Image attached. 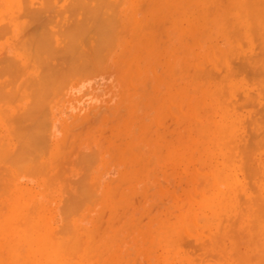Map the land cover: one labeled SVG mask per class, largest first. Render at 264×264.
<instances>
[{
  "label": "rangeland",
  "instance_id": "rangeland-1",
  "mask_svg": "<svg viewBox=\"0 0 264 264\" xmlns=\"http://www.w3.org/2000/svg\"><path fill=\"white\" fill-rule=\"evenodd\" d=\"M57 1L56 0H51V2L49 1V3H52V5H53L51 8L54 10V12L57 10V12H55V14H54L53 10L50 7L49 8L51 10L49 8H46V9H49L48 12L43 11L44 10L43 4L45 2H43L42 0H27L25 2L26 4L23 2L24 5H23L21 0H0V25L3 26V27H1L2 29L6 25L5 30H2L0 28L1 29L0 30V33H1L0 37H2V35L4 34L3 37L0 39V59L3 60L1 62V64L2 65L4 64L2 67L0 66V74H2V77H0V86L2 87L4 85V83L5 84L9 83L8 86H6L7 84L4 85V87H3L4 89H2V90H4V92H6L8 94H10L9 93L10 91H11V93L13 91V94L14 93L17 94V96H15V94L14 95L12 94V97L10 94L7 97L8 94L5 93L6 94V96H4L5 98H3V97L0 98V101H1L0 102V105H1L0 106V143L2 142L1 144H3L4 137H6L4 140V145L7 144L9 147V148L7 146L4 147V148L7 147V149H9L8 150L9 152L7 151V149L5 150L3 147H2L3 149H1V147H0L1 152H3L2 150L5 151V153H3V154H1V152H0V156H1L0 160H2V161H0V167H1L0 173L5 175V176L0 175L1 176L0 185L4 187L3 188L0 186V190L2 188H3L2 189L3 191L9 189V191H6V192L4 191L6 193V195H4V192H3V194L1 193L2 190L0 191V193H1V195H0V201L1 202L0 203L5 204V206L8 208V206H9L8 205V200H9L8 198L11 197V191H12V193L14 191H16V192H14L15 193L14 195H15V197L17 196V198L19 200L22 197H23L22 198L23 200L24 199H30L29 201L27 200L25 202L21 201L22 200L21 199L18 202L19 204L21 202V205H20L21 207H19V205H18L17 209L21 210L23 213L20 211V214H19V211L16 210L15 213H17V215H21V213H22V215L23 214L27 215L28 210H29V209L27 210V208L30 207V206L29 207L27 206V203L31 204L33 199H35L33 202L37 203L38 207L36 206L37 208H35L33 210L37 209L36 211L38 212V214L42 213L41 215H39V216H41L40 218H43L45 215V217L41 220L44 221L45 225H48L47 228L50 231H52L55 228V230L58 229L56 231V233L63 232V231H59V229L61 228L60 230L64 229V232H65V228L67 229L66 231H70L68 229H70L71 227L76 228V230H78V231H81V228L83 230H87V229H89L91 231L94 230L93 231L94 232L93 234H95L94 237L97 236L98 234H99V236H97L94 239L95 245H94V251L93 252L95 254L92 252V256H93V254H94V256H93V258L89 259L90 261L88 260L87 264H91V263L93 264L94 263L93 260H95V263L98 264L97 263L98 259H99L98 260L99 264H106V263L107 264H126V263L127 264H147V263L148 264H156V263L157 264H162V263L165 264L166 260H167L168 264H181L180 258H182L186 264H195V263L201 264V262L203 264H236V263H238V261H236L237 260L236 257L240 258L239 256H241L240 259L243 258L242 260L239 261V263L241 262V264H246L247 261H249L250 264H260V263L264 264V259L261 257V256L264 257V233H263L264 232V221L262 222V220L260 219L261 220V222H260V221L255 219L256 221L252 225L253 228L256 227L255 229H253L252 226L250 225L252 222L249 223L250 222L249 219H251L253 217V214H252V217L250 215L253 212L254 208L257 210L256 212H259V214L257 213L256 216L260 217L263 215L262 217H260L262 219L264 217V214H263L264 208L261 207L264 205L263 204V202H264V190H263L264 189V129L262 130L260 128V126L264 128V124H263L264 123L263 122L264 121V119H263L264 118V114H263L264 111L262 113H260L261 112L260 110L262 108L264 110V104H263L264 103V99H263L264 98V95H263L264 94V89H263L264 86H263V88H261V86L260 87L257 86V85H264V78H263L264 77V70L261 67V65L262 66L264 65V63L262 61V59H264V54H263V51L260 47V46H262L261 44L264 42V38L263 37L261 38L258 36L259 39L261 38L259 40L256 37V35H254V34H257V32L252 33V31H251L252 28H251V24H250L249 20H251V18H252V21H253L254 18H253V13L252 12L250 13L249 11L253 10V6L250 8L249 5H246L243 0H108L109 2H107V0H105V2H103V0H94V1L93 0H90V1L89 0H75V1L74 0H70V1L69 0H62V1L59 0V2H57ZM98 1H99V3H98ZM116 2H117V4L118 3L119 4L117 5ZM56 3H58V4H56ZM86 3L88 5H86ZM105 3H107L108 5L107 4L105 5ZM227 3H229V4H227ZM73 4H75L76 7H75V5L73 6ZM109 4L111 6H109ZM26 5L28 6V11L31 10L32 7L34 8L31 10V12H33V10H34L35 14L34 13L32 14L29 11L32 14V16H31L32 18L36 17L38 19V17H37L38 14L43 11L42 13L48 18L47 20L50 21V23L48 24V21L46 20L47 24L45 22L40 24L42 21H45L44 18L46 19V17L43 16L42 13L40 15L41 17L39 16V20L36 19L37 22L36 21L33 22L34 21L33 19H32V21L29 20L28 15H31V14L27 13L26 12L27 10L24 11V9H23V7H27ZM46 5H48V4H46ZM244 5H246V6H244ZM54 6L56 8H53ZM65 6L68 9H65ZM69 6H72V7L69 8ZM82 6H84V7H82ZM102 6H104V7H102ZM106 6L107 7L109 6V7L106 9ZM207 6L210 8L209 11L207 9ZM74 7H75V9H74ZM111 7L113 8V10L115 9L114 12H113V10H110V9H112ZM238 7L240 8V10L238 9ZM37 8H38V10H40L42 8V10H40V11L36 10L35 11V9H37ZM249 8H250V10H249ZM25 9H27V8H25ZM229 9H231V10H229ZM245 10L246 11L249 10V11L246 12ZM68 11L69 12L71 11V12L69 13ZM110 11L115 13V15L114 16L109 15ZM61 12L62 13L64 12V13L62 14ZM102 12H104V13H102ZM47 13H48V15H47ZM57 13H60V14H57ZM248 13H249V15L251 14L252 17L247 15L250 17L247 20L246 19L247 17L245 18V14H248ZM20 14L23 17L19 18L18 16ZM72 14H74V15L72 16ZM101 14H103V15H101ZM33 15H34V17H33ZM51 15L52 16L55 15L56 17H54V16L51 17ZM66 15H67V17H66ZM105 15H106V17H105ZM42 16L44 17L43 19H42ZM132 16H133V20L131 19ZM59 17H60V20H59ZM109 17H111L113 20L111 19V21H109V19H110ZM63 18H65V19H63ZM104 18L105 19L109 18V19L105 20ZM41 19H42V21H41ZM90 20L92 21L91 23L89 22ZM51 21H53L54 23ZM102 21H104V23L108 22L107 25H105L106 23L105 24L101 23ZM112 21H115V23H116V27H114L115 25L112 27V29L113 28L115 29V30L114 29L112 30V31H114L113 33H115V36H114V38L111 37L112 38L111 40L114 41V43L112 42L111 46L106 47L105 45H103L105 43L103 40H104V38H106L105 35L106 36L108 35V37H107L108 41H106V40L105 41L109 42V39H110L109 36L113 34L111 32V30L108 31V29H110L111 26L113 24H115V23H113L111 25ZM134 21H136V22H134ZM247 21L249 23H247ZM60 22L63 24H61ZM80 22H82V23H80ZM147 22L149 23V25ZM37 23L40 25H43V26L46 25V27H45L46 29L42 26H41L42 28H38V27H40V25L37 26ZM55 23H56V25H55ZM77 23H78V25H77ZM243 23H245V24H243ZM253 24H257L256 21ZM249 25H250V27H249ZM26 26L28 29L26 28ZM58 26L59 27L61 26V27L59 29H57ZM89 26L93 30L92 29L90 30ZM75 27H77V28H75ZM248 27L251 28V30H250L251 32L249 31ZM31 29L34 30L35 34H33V31ZM39 29H41V30H39ZM42 29L45 31V33L47 32L46 36H45V34H42L43 36L46 37V38L44 37L45 41L43 40L45 42V45H41L44 43L42 42V40H39V38H38V40H39L38 43L41 45V47L42 46L44 47L46 45H47L46 46L47 48L50 46L54 47L59 52H54V49L52 50L51 47H50L51 49L48 48L49 50H51L50 52H49V50H47L46 47L44 48V50L46 49L44 51V53L40 52V48L36 42V36L39 35L38 33H43ZM47 29L52 33L54 32V34L52 35L50 32L47 31ZM71 29H72V31L70 32ZM82 29H83V31H82ZM36 30L38 31V33L36 32ZM59 30H60V33H59ZM106 30L109 33L106 34V32H105ZM204 30H206V31H204ZM257 30H255V31H257ZM66 31H68V32H66ZM88 31H89V34H88ZM91 32L92 33L95 32L96 35H98V36H96L95 34H92ZM36 33H37V35H36ZM48 33L50 35H48ZM56 33H58V34H56ZM66 33H69V34L67 35ZM73 33H75V34H73ZM101 33H102V35H104V37L101 36ZM110 33H112V34H110ZM61 34H63V37ZM42 35L40 37H42ZM51 35H52V37H49ZM237 35H238L239 40L237 39ZM67 36H70V37L67 38ZM252 36L254 37V39ZM86 37H87V39L84 40V42H86V43H84L83 39H85ZM102 37H103V40H102L103 42L97 41L99 38L101 40ZM50 38L53 41H51ZM255 38H257L258 40ZM46 39L47 40L49 39L50 41L49 40L47 41ZM94 39H95V41H94ZM61 40H62L63 44L66 42L67 43L69 42L68 43L69 45L66 43L63 46V44H61V42H60ZM71 40H72V42H71ZM237 40H238V42H237ZM255 40L257 42H255ZM25 42H27L28 44ZM47 42L50 43L49 44L50 46H48ZM73 42H74V44H73ZM87 42L90 45H87ZM98 42H99V44H98ZM58 43H59V47L57 45ZM77 43H78V46L80 48L82 47L81 49H83V50H80V48H77L78 47ZM93 43H94V45H95V43H97V45L99 46L100 49H102V45L105 46L106 51L104 49H102L101 51H104V52H97V50H100V49L98 48L97 45H95V46L98 49L96 47H93L94 46ZM256 43H258V44H256ZM71 44H72V47H71ZM240 44L241 45L246 44V47L243 45L241 46ZM26 45H28V46H26ZM73 45H75V46H73ZM100 45H101V47H100ZM56 46H57V48H56ZM66 46H67V48H66ZM70 47H71V49H70ZM92 47L94 48L93 50H95L94 52H97L98 55L102 56V58L104 57L103 59L100 57L102 60L97 61L95 59L96 56L93 58L95 53L92 51ZM59 48H62V49L58 50ZM75 48L77 50H75ZM108 48H110V49L108 50ZM42 49L43 48H41V51H42ZM86 49H88V50L90 49V50L87 51ZM255 49H258L259 51L255 50ZM176 50H178V52ZM205 50L206 51L208 50V51L206 52ZM73 51H75V52H73ZM83 51L85 52V54L88 52V54H87L88 57H86L87 59L84 58L85 54H83L84 53ZM257 51H258V53H257ZM48 52H49V54H48ZM51 52H53V53H51ZM40 53H42V54H40ZM56 53L58 56L56 55ZM64 53H66V54L64 55ZM92 53H94V54L92 55ZM137 53H139V55H137ZM252 53H254V55ZM54 54L57 57L54 56ZM242 54H243V56H242ZM47 55L51 56V57H47ZM76 55H79V56H76ZM249 55H252L253 57L250 56L252 58L248 59V58H250ZM52 56H54L56 58H54V57L52 58ZM196 56H198V57L196 58ZM260 56H262V57H260ZM4 57L5 58L9 57L8 60H10V57H11V59L13 58L15 60L14 63L16 62V65L13 66L14 68L13 67L8 68L9 66H7L8 69H12V70H9L7 73H9L10 71H11V73L14 72L16 77L12 76L10 73L9 74L13 78L18 77L17 79H13V78L11 79L10 78L11 76L6 73V70H8V69L6 68V70H4L5 66H6L5 63H3ZM36 57H38L40 59L41 63H43V61L45 60L43 63L45 65L43 67L41 66L42 64H40V62L38 60H36V61L39 62V65L41 67L38 65V62H35ZM74 57L78 61L75 60ZM77 57H82V59L84 58L87 61L89 59L88 63L92 61L91 66H90L92 68L89 67L90 63L88 64L87 61L84 62L85 60L83 61L82 59H81V63L83 62L84 64L83 65L79 64L80 58L78 59ZM203 57H205V58H203ZM254 57L255 58L258 57L257 58L258 61L260 58H262L260 61L263 64L258 65L260 63L258 61L257 62L254 61L255 60ZM42 58H44V60ZM49 58H50V60H49ZM96 58L98 59L99 57H96ZM253 58H254V60H253ZM64 59H66V60L64 61ZM69 59L72 61H70ZM8 60L5 59V61H7V62H8ZM68 60L70 63H68ZM94 60L97 61V63L100 62L99 65H101V67H99V65L97 66V63ZM11 61H13V60H11ZM184 61H185V63H184ZM193 61H195V62H193ZM45 62H47L48 64L46 65ZM56 62L58 65L56 64ZM189 62L192 65H190ZM246 62H248V63H246ZM253 62H255L254 65L252 64ZM17 63H18V65H17ZM72 63H77V66H75V64L72 66ZM85 63L88 65L86 68H85V66H86ZM183 63H184V65H183ZM249 63L252 65H248V67H247V64H249ZM8 64L13 65V62H12V64L11 63H8ZM49 64H51L50 65V67L52 66L51 68L48 67ZM65 64H67V65H65ZM69 64H70V66H69ZM64 65H65V67H64ZM78 65L79 66L81 65L82 67L84 65L85 66L82 69V68H80L81 66L79 67ZM130 65H131V67H130ZM38 66L41 69L44 67L46 69L47 68H50V69H47V71H46V69L44 68L43 70L45 72L42 71L41 72L42 75L39 77V75H40L39 72L41 69ZM182 66L184 69L181 70ZM259 66L261 67L262 71H260L261 69ZM77 67L81 71L83 70V72L87 71L88 67L91 70L89 73L87 72V74L86 73L84 74L82 72L83 73V75H82V73L79 74L81 71L79 69L77 70ZM150 67L152 68V70ZM251 67L253 69H255L254 72L252 71ZM17 68H18V70L21 68L20 73H19V71H17ZM93 68H95V70ZM185 68H186V70H185ZM229 68H230V71L228 74L227 72H228ZM13 69H15V70H13ZM51 69H53V70H51ZM60 69L61 70L64 69V70H62V72L60 73ZM135 69L138 73H135ZM240 69H242V70H240ZM257 69H259V70H257ZM73 70H75V71H73ZM76 70L78 71V73H76ZM174 70H175V72H174ZM21 71H23V73ZM48 71H49V73L45 76L44 74L47 73ZM68 71H69V74L71 73L72 77H71V75L66 74ZM70 71H72V72H70ZM189 71H191V72H189ZM256 71H258V72L260 71L259 72L260 74ZM55 72H57V73H55ZM211 72L214 75H212ZM261 72H263L262 73L263 75L261 74ZM58 73H60L61 75ZM126 73H131V74H126ZM172 73H173V75H172ZM200 73L201 74L204 73L203 74L204 76L200 75ZM255 73L258 76H255L254 75ZM50 74L52 77L51 76L48 77ZM57 74H58L59 80L55 81L58 78V77L56 78ZM65 74H66V76H65ZM226 74H228L230 78ZM232 74H234V77L232 76ZM197 75H199V80L197 79L198 78ZM205 75H207L206 78H205ZM62 76L64 77V80L65 79L67 80V83H64V82H63L64 84L60 83L63 80ZM186 76H189V77H186ZM209 76H210V78H209ZM221 76H222V78H221ZM33 77H35V78L33 79ZM38 77H39V80H38ZM214 77H215L216 81H215ZM218 77H219V79H218ZM226 77H228V79H226ZM254 77H255V79L257 77H260L261 81L258 78L257 79L259 80V83L263 82V84H259V83L257 84V82H258L257 79H256L257 82L254 81V83H256V84H254V83L252 84L251 82H252V80H254ZM60 78H62V79L60 80ZM208 78H209V81H208ZM7 79H9V80H7ZM193 79H195L194 80L195 82L193 81ZM222 79L223 80L225 79V80L223 81ZM31 80L35 86H33ZM220 80H222V81L217 82ZM11 81H12V83H11ZM14 81H15V83H14ZM36 81L37 82L40 81L39 82L40 84L38 83V87L36 86L37 85ZM204 81H205V83H204ZM29 82L31 84H30V86H27L29 84ZM55 82L56 83L59 82V83L53 84ZM226 82L228 83V86H227ZM42 83L44 85H42ZM214 83H215V85H214ZM225 83H226V86L228 88L225 87ZM52 84H53V88L50 87ZM59 84L60 85L62 84L66 88H64L62 86H61L62 88L59 87L58 86ZM198 85H199V87H196ZM222 86L224 88H222ZM245 86H247V87H245ZM11 87L13 89H11ZM36 87H37V92H33L34 94L32 95L31 92L36 91V90H34V89H36ZM54 87H56V89H54ZM57 87H59L58 88V89H60L59 91L57 90ZM25 88H27V89H25ZM41 88H43L42 91H41ZM49 88H50V91H48ZM183 88H185V89H183ZM197 88L198 89L200 88V89L198 90ZM247 88H249V89H247ZM222 89H224L223 90L224 95H222L223 94L221 92ZM45 90L47 91V93L45 92ZM51 90H52V93H51ZM56 90L58 91L57 94H56ZM194 90H196V91H194ZM200 90H202L201 93H200ZM38 91H40L39 92L40 94L38 93ZM188 91H189V93H187ZM217 91L219 94L216 93ZM241 91L244 92L245 94L246 93L251 94V92L253 91V93L251 95L252 96L251 98H253V100H251L250 98H247V99H249V101H254V102L250 103L249 101L245 100L246 95L247 96H249V95L246 94L244 97L243 96L244 93L242 94ZM4 92H3V95H4ZM202 92H203V94H202ZM42 93H43V95H42ZM49 93L52 95L50 96ZM215 93L218 95H216ZM0 94H2V93L0 92ZM38 94L40 97L37 96ZM47 94H49V95H47ZM31 95L37 96L39 98V100H37L38 98H36V97H35L36 101H35L34 97H33L34 100H32ZM220 95H222V97ZM253 95H254V97H253ZM188 96H189V98H188ZM10 97L13 100H11V99L8 100ZM17 98L20 101H18ZM50 98H51V100H50ZM198 98H201V99H198ZM46 99H47V101H46ZM235 99H236V101H235ZM14 100H16V101L12 103V101H14ZM30 100L33 101L32 104H30ZM49 100H50V102H49ZM244 100L247 102V104L244 102ZM201 101H203V103H201ZM225 102H226V104H225ZM260 102H262V103H260ZM42 103H43V107H42ZM248 103L252 104V106H249ZM255 103H256V105H255ZM171 104H173V105H171ZM224 104H225V106H224ZM262 104H263V106H262ZM30 105H32V106H30ZM39 105H40V107H39ZM254 105H255V107H254ZM45 106H47V107H45ZM27 108L28 109L30 108L29 110H27V112H30L31 110H33V111H31V113H34V115L29 113L30 115L25 114V117H26V115H28L27 118H29V116H30L29 120L31 118L32 119L35 118V119H38V121H39V118H41V119L44 118V119H42V123L38 122L35 119L31 120V122L32 121L34 123L37 122V125L32 123L33 125H36V127H35V126L29 124L30 121L27 120V118L25 119V117H23L24 119L22 121H24L25 123L21 121V123H23V124L20 123L21 125L15 126V124H14L15 120L13 122V118L15 117L14 115H16L18 113L17 115H19V117H20V114H22V111L25 112V110ZM36 111L39 113V115L40 114L41 115L39 116L37 114L38 115L37 116L35 114ZM44 112H45V114H44ZM46 113L48 115H46ZM257 114L258 115L260 114L259 115L260 118H259V116H257ZM44 115H46V116H44ZM191 115H193V116H191ZM254 115H256L257 118L254 117ZM261 115H263V118ZM223 117H225V118H223ZM251 117H252V119H251ZM15 118L17 119L18 117H15ZM174 118H175V120H174ZM195 118H196V120H194ZM224 119H228L231 122H233V120H234L233 127L235 129L234 130V132H235L234 140L235 141L233 140L234 143L232 141V143H229L228 146L224 147V150L221 151V149H219L218 145L216 146L215 143L213 144V141H212L213 135L208 137V133L212 134L213 128L215 129V127L212 126L214 123H210V122L217 123V122H220ZM261 119H263V120H261ZM18 120H21V119L18 118L16 120L17 123L19 124ZM26 120H27V123H26ZM252 120H253V122L251 123L250 121H252ZM255 120H257V122L260 123V125L256 124ZM44 121H46L44 124L47 123L46 126L49 125L46 127L48 130H46V128L44 127L45 126L43 124ZM249 122H250V124H249ZM28 124L33 127V130L34 129L36 130V131H31V132H34L36 135L34 133H32V136H31L32 139H30L28 141H31V144L33 146H36L38 149L36 147L33 149L32 148L33 146L30 147L31 144H29V142L26 141L28 143V145H27L28 148L26 146H25L26 148L23 147L24 148V150H23L24 153H23V152H21L22 150L19 151V149H17L16 145H18L17 142H19V145L21 143H22V145H24L22 141L30 138V136L28 135V134L31 135V133L29 132L30 129L29 130L26 129V128H31ZM41 124L43 125V127ZM206 125H207V127H206ZM253 125H255V127ZM20 126H22V127L18 130L17 128H19ZM208 126H209V128H210V126H212L211 127L212 129L211 128H210L211 130L208 129ZM256 127H257V129L258 128L259 129L257 130ZM24 128H25V130H24ZM15 129H17L19 132L21 131V135L24 134L23 136H25V139L23 137L22 141H21V138L18 139L19 137H17V139L15 140L14 137L16 135L19 136V134H20ZM107 129H109V130H107ZM140 129H141V131H139ZM196 129H199V130H196ZM200 129H202V130H200ZM203 129H204V131H203ZM205 129L206 130L208 129V130L206 131ZM251 129H252V131H250ZM22 130H23V132H22ZM26 130H28L27 131L28 134L27 133L26 134L29 137L26 136V134L24 133V132H26ZM31 130H32V128H31ZM39 130H41V131H39ZM255 130L258 133H260L261 131L262 132H261V134H258ZM45 131H48V132H45ZM15 132L17 134H15ZM194 132H195V135H194ZM252 133L254 135L257 134V136L255 137ZM37 134H39V135H37ZM41 134L44 137H41L42 136ZM34 135H35V137H33ZM203 135L207 136L205 138L206 140L204 138H202V137H204ZM262 135H263V137H262ZM36 136L38 139H36ZM180 136H182V137H180ZM196 136H198V137H196ZM200 136H201V138H200ZM171 137H173V138H171ZM195 137H196V139H195ZM256 138H257V140H256ZM258 138L263 139V140H261L262 142L260 141V139L258 140ZM34 139H35V141H33ZM247 139L250 141V143ZM17 140H19V141H17ZM38 140H39V142H38ZM192 140H194V141H192ZM20 141H21V143H20ZM208 141H209V143H208ZM258 141H260V142H258ZM26 142H25V144H26ZM170 142L172 143L171 147H170ZM255 142H257L256 145H258V147L255 146ZM42 143L43 144L46 143L48 145V147L46 145L43 147ZM252 143L255 147L249 145V144L252 145ZM233 144L235 145L236 148L234 147ZM259 144H261V145H259ZM19 145H18V148L21 147V145L20 146ZM61 145L64 146V148H65L64 151L62 149H60ZM65 145H66L67 149H66ZM125 145H126V147H125ZM262 145H263V147H262ZM41 146H42V148H41ZM173 146H175V147H173ZM182 146H183V148H182ZM240 146H241V148H244V149L248 148V149H246L248 152L244 149L239 150V149H241ZM45 147L47 148L46 152L41 153L40 150L43 149V151H45L44 150ZM90 147H92V149L95 150V152ZM179 147L181 150L179 149ZM233 147L235 149H233ZM259 147H261V148H259ZM61 148H62V146H61ZM125 148H127L126 150L130 151L131 154L129 152L125 151ZM14 149H16V151H14ZM20 149H22V148H20ZM73 149H74V151H73ZM17 150H18V152L22 153L20 155L18 153V156H21L23 161H25V163L22 164V169L26 170V171L28 170L27 172L23 171L20 167L18 170L17 163L20 164V161H18V162L15 161L16 163L14 162L15 163L14 164L12 162L13 160H11L14 152H15L14 156L16 155ZM168 150L170 153L168 152ZM229 150H231L232 153ZM6 151L9 154L11 152V158H9V159L12 162V164H14V166L11 164L12 167L10 166V163H9L10 161H7L8 162L7 163V162H5L6 158L4 159V157H3V159H2V155H4V154L6 155ZM37 151H38V153H37ZM59 151H61V152H59ZM66 151L69 153V154L67 153L68 156L70 155L69 157H67V154H65ZM70 151H72V152H70ZM77 151H79V152L77 153ZM121 151H122V154H121ZM158 151H160V152H158ZM214 151H216V152H214ZM224 151H226V152H224ZM245 151H246V153H245ZM29 152H31L32 157L34 154L36 155V156L34 155L35 157H33V158H34V160H37V162L33 161V163L35 162V165L40 163L39 164L40 167H38L39 169H36L37 167L34 169L31 168L34 165L32 163H30V161L33 160V158L30 157ZM118 152H120V154ZM123 152H126V154H127L125 157H124L125 153H123ZM175 152H179V153H176V155H174ZM229 152L231 154H229ZM239 152H241V153H239ZM128 153L130 154V156ZM242 153H243V156L245 154L249 153L247 155L248 158L246 157V160H245V156L244 157L242 156ZM23 154L25 156L27 154H29L30 161H28L29 160L27 157L28 155L26 156L27 157L26 158L23 156ZM61 154H65L66 157H64V155H62V157H59V156H61ZM37 155H40V156H37ZM77 155L80 156V158H78ZM230 155H232V156L230 157ZM241 156L244 159L241 158ZM21 157H19V158L14 157L13 159L16 160L18 158V160H20ZM37 157H38V159H37ZM120 157H121V160H120ZM24 158H26V159L24 160ZM59 158L63 159L62 163H61V160L60 161L58 160L55 162V164L58 165L57 164V162H58L59 164L62 165L63 169L68 168L67 170L64 169L62 171L61 170L62 168L61 169L58 168V170H57L58 166L55 167V164L50 163V162H53V160H57ZM7 159H8V157H7ZM66 159L67 160L69 159L68 165H66V163H65V161H67ZM142 159H145L146 161L145 160L142 161ZM230 160L232 163L229 162ZM26 161L28 163H26ZM68 161H67V163H68ZM3 162H5V163L3 164ZM73 162L75 164H73ZM147 162H148V164H147ZM245 162H246V167H244ZM21 163H23V162L21 161ZM42 164H43V166H41ZM132 164H133V166L134 165L135 166L132 167ZM24 165H26V166L24 167ZM75 165H77V166H75ZM79 166L83 170H80ZM207 166L209 167L210 170L208 169ZM42 167H44V168L42 169ZM59 167H60V165H59ZM243 167H244V169L246 168V171H244ZM223 168H226V173L228 175H231V176H229V178L231 180L228 178V183H229L228 186H227L226 181H224V180L217 181V179L215 178L217 170L223 169ZM251 168L254 170L251 171L250 170ZM35 169H36L37 173L34 172ZM44 169H45V171H43V172L39 171V170H44ZM87 169H89V170H87ZM248 169L251 172L256 171L255 174H253V176H252L250 171H248ZM3 170H5V171H3ZM8 170H9V172H11L10 174L12 175L10 177L12 179L14 178V180L12 181L9 178L7 179V183L10 185V186L8 185L10 188L6 189V187H8V186L5 187V185H7V183L6 182L4 183V180L2 181V178L5 179V177L7 175L9 176V174H8L9 172L8 173L6 172ZM30 170H31V173L34 172V174L35 173L36 174L35 175L31 174ZM59 170H60V172H59ZM130 170H131V172H130ZM20 171H22V172H20ZM64 171H67V172H64ZM82 171H83L84 175L82 174ZM124 171H126V172H124ZM232 172L235 174H233ZM125 173H126V175H125ZM200 173H203V174H200ZM60 175H61V177H60ZM250 175L252 176V178H250L251 177ZM245 176L250 180L245 178ZM191 178H193L195 181ZM116 179H117V181L120 180V182L115 181ZM199 179H203L204 181L202 180V182H201V180H199ZM206 179H207V181H206ZM50 180H51V182H50ZM237 181H239V183ZM11 182H12V185L10 184ZM200 182L202 185L200 184L199 186H197L198 183H200ZM203 182H204V184H203ZM207 182H210L209 186L207 185L208 184ZM1 183L5 184V185H3ZM110 183H111V185H110ZM122 183H123V185H122ZM205 183H207V184H205ZM247 183H248V185L251 186L252 190H251L250 186L247 185ZM51 184H53V185H51ZM71 184H73V185H71ZM76 184H78L79 186ZM93 184H95V185H93ZM119 184H121V185H119ZM204 185H206L207 187L205 186V188H204ZM119 186H120V188H118ZM216 186H217V188H216ZM236 186H238V187H236ZM107 187H108V189H107ZM229 187H230V189H229ZM17 188H19L18 191H17ZM63 188L65 191L63 190ZM213 188H214V190H213ZM81 189H82V192L84 193V196H86L87 199H86V197L83 199V197H84V196H82L83 193L79 194L81 192L80 191ZM89 189H90V191H89ZM113 189L114 190L118 189V190H116V194L113 192L114 191ZM87 190H88V192H87ZM198 190L201 194L198 192ZM238 190H239V192H238ZM145 191H147V192H145ZM212 191H213V194H211ZM218 191H222V192L228 191L229 192V193L227 192V194H224V196H223L224 199L226 200V203H225V205L220 206L219 208H212L211 206L214 204H212V205L209 204V203H211V201L209 199L210 194L213 196ZM255 191H257L259 194V195L256 194V196H255V197H257L256 202L251 200L253 193H255ZM143 192H145V193H143ZM19 193H21V194H19ZM109 193H111L112 197L113 196H115V197L111 198ZM135 194H137V195H135ZM237 194L242 195L245 199L247 198V200L250 199L251 201L245 202L244 199L241 198V196H238L241 198V200H239L240 198L237 197ZM47 195H48L49 199H48ZM77 195H79V197ZM74 196H77L75 198H77L79 200L82 196V198H81L82 201H78L77 199L75 200ZM90 196H93V197L90 198ZM104 196H105V198H103ZM208 199H209V201H207ZM214 200H216V203L219 202L218 199L214 198ZM71 201H73V202H71ZM76 201L78 203L75 206L74 203H76ZM241 201L245 202V204L248 203L249 205L246 206V205H244V203H241ZM257 201L258 202L260 201L259 202L260 204L257 203ZM214 202L215 201H213V203ZM39 203L40 204L42 203L41 206H43L42 207L43 209H41V207L39 206ZM70 203H71V205H70ZM79 203H81L82 208L80 205L78 207ZM252 203H256V204H252ZM51 204H52V206H51ZM106 204H107V206H106ZM108 204L110 205L109 207H108ZM72 205H74L73 206L74 210H77L76 211L77 215L75 213L73 214V212H75V211H73V209L71 208ZM2 206L3 207L0 206L2 208V209H0V213L4 214V212H3L4 205H2ZM67 206H68L69 210L66 208ZM88 206L90 208H88ZM188 206H189V208H188ZM206 206L208 207V209ZM240 206H241V208H240ZM248 206H251V207H248ZM6 207H5V211H6ZM25 207H26V209H25ZM102 207H103V209H101ZM61 208L64 210H61ZM70 208H71V211H70ZM247 208H248V210H247ZM24 209H25V211L27 210L26 213H24L25 212ZM47 209H48V211H47ZM49 209L51 211H49ZM105 209L108 210L109 212L106 211ZM249 209H252L251 213H250ZM260 209H262V212ZM66 210H67V212H66ZM60 211H61V213H60ZM187 211L189 212V214ZM32 212H34V211H32ZM35 212H34V214L36 215L37 213H35ZM70 212H71V216L68 215V214H70ZM52 213H54V214H52ZM105 213H106V215L104 216ZM190 213L193 216H188V215H191ZM61 214H63V217ZM64 214H66V216ZM72 214H73V216H72ZM221 214H223L224 216L222 217ZM35 215H32V216L34 217V219H37V218H35ZM111 215H112V217H111ZM185 215H187V216H185ZM254 216H255V214H254ZM36 217H38V216H36ZM64 217H68L69 219L64 218ZM178 217L179 218L180 217H182V218L186 217V221H189L192 218H195L192 220H195L196 224L195 225L192 224L191 223L192 221H189V223L187 222L188 226L187 227L183 226V228L185 230H181V229H183L181 226V229H180L181 232L179 230L180 227L179 228L177 227L178 228L177 232L180 233V236H178V238H179L178 240L180 242V243H178V245H179L178 249H175L174 247L169 248L166 246V241L169 239L165 237V234H166L165 233V231H166L165 226H172V227L174 225L179 226L178 224L175 223L176 220H174L175 218L179 219ZM190 217H191V219H189ZM230 217H232V218H230ZM223 218L225 220H227L229 218L227 220L229 222L225 221ZM234 218H237V219H234ZM253 218H256V217H253ZM66 219H68L69 221ZM204 219L205 220L208 219L207 221H209V222L208 223H206L207 221L204 222L205 221ZM233 219L235 220V222ZM257 219H258V217H257ZM62 220L64 221V223H62ZM134 221H135V223H134ZM221 221H222V224H220ZM223 221H225V222H223ZM67 222L69 224L68 225L69 227H65V225H67L65 223H67ZM177 222L179 223V220H177ZM246 222H247V224H246ZM256 222H259V223L256 224ZM162 223H165V224L162 225ZM231 223H233L234 225L232 226ZM227 224L230 225L232 228L228 230L229 227ZM98 226L100 227L101 230L99 229ZM159 226L161 228H159ZM193 226H194V228L191 229V227H193ZM245 226H246V228H245ZM77 228H79V229H77ZM195 228L197 230V232H196L197 234L195 233V231H196ZM226 230H227L228 236L230 234L231 237L226 236ZM230 230H231V232L233 231V233H231ZM240 230H241V232H239V234L236 235V233H238L237 231H240ZM256 230H257L258 234L255 233ZM189 231H191V232H189ZM147 232H149V233H147ZM200 232L201 233L203 232L204 234H201ZM217 232L219 233V235H218L219 240L215 241L217 239L216 238L217 234H215L216 236L214 235L216 239L213 236H212L213 238H211V234L213 235L214 233H217ZM261 232L263 235L260 234ZM205 234H206V236H205ZM224 234H225V237L223 236ZM231 234L232 235L234 234V235L232 236ZM254 234H256V238L258 240H252L255 237ZM100 235H103V236L100 237ZM235 235L237 238L234 237ZM258 235H260V236H258ZM209 237H210V239H209ZM96 239H97V241H96ZM205 239H207V240H205ZM185 240L188 241V243H185L186 242ZM197 240L199 242L200 241L201 242L199 243V242H197ZM212 240H214L215 242ZM206 241L209 242L210 244L213 243V245H210ZM236 241H237V243H236ZM253 241H257L258 243L257 242L255 243ZM192 242L194 243V245ZM202 242H203V244H202ZM217 242H220L221 244L223 243L224 246H222L221 244H220L221 246L218 245ZM238 242H239V246L241 245L240 247L237 246ZM250 242H253V244ZM103 243H104V245L107 244V246L105 247L103 245ZM242 243L246 244V245H243ZM184 244H185V247L188 249H186L184 247ZM186 244H187V246H186ZM247 244H249V245L247 246ZM257 244H258V246H257ZM203 246L204 247L208 246V248L211 246L210 249H212V250L204 248L205 251H203V249H202ZM216 246H220V247H216ZM97 247H99L100 249L98 248V250H97ZM198 247H199L201 252L203 251V253H201L197 249ZM215 247L218 249L216 250ZM108 248H109V250L108 251L106 250V252H105L106 254L103 255L105 249H108ZM219 248L223 249L222 251H224V252H222ZM206 249L208 251L209 256L206 252ZM234 249H236V250H234ZM110 250H112V251H110ZM141 251H142V253H141ZM194 251H195V254L193 253ZM205 252H206V254H205ZM213 252H215V254ZM219 252H220V254H219ZM233 252H235L236 254ZM260 252H263L262 255L259 254ZM210 253L212 254V256ZM257 253L259 256L256 255ZM213 254L214 255L217 254L218 257L214 256ZM159 255H160V257H159ZM219 255H221V257ZM253 255L256 257V258L253 257L255 259L251 258ZM89 256H88V258H89ZM97 256L99 258H97ZM109 256H112V258H110ZM257 256H258V259H257ZM107 257H109V258H107ZM196 257L198 258V260ZM200 258H202V259H200ZM223 258L225 261L222 260ZM249 258H250V260H247ZM259 258H260V260H259ZM158 259H159V261H157ZM112 260H114V261H112ZM111 261H112V263H108ZM223 261H224V263H222ZM260 261H262V262H260Z\"/></svg>",
  "mask_w": 264,
  "mask_h": 264
},
{
  "label": "bare ground",
  "instance_id": "bare-ground-1",
  "mask_svg": "<svg viewBox=\"0 0 264 264\" xmlns=\"http://www.w3.org/2000/svg\"><path fill=\"white\" fill-rule=\"evenodd\" d=\"M21 1H22V3H23V2L25 3L27 0H21ZM42 1L45 2V3L43 4V6H44V10H43V11H45V12L47 11V12H48V10L53 6L52 3H49V1L51 2V0H46V1H45V0H42ZM56 1H57V0H56ZM61 1H62V0H61ZM69 1H70V0H69ZM69 1H68V2H69ZM74 1H75V0H74ZM89 1H90V0H89ZM89 1H88V2H89ZM93 1H94V0H93ZM243 1H244V3H245L246 5H249L250 8L253 6V10H252V11H249L250 8H249V10H247V11L245 10L246 12H248V11H249L250 13L252 12V13H253V18H254L253 21H252V18H251V20H249V21H250V24H251V28H252V30H251V28H249V27H250V25H249V27H248V28H249V31L251 30L252 33L257 32V34H254V35H256L257 38H258V36L261 37V38H262V37L264 38V0H243ZM57 2H59V0H58ZM103 2H105V0H103ZM107 2H109V1L107 0ZM117 2H118V1H117ZM117 2H116V4H117ZM24 3H23V5H24ZM28 3H29V2H28ZM34 3H35V2H34ZM74 3H75V2H74ZM81 3H82V2H81ZM98 3H99V1H98ZM224 3H225V2H224ZM25 4H26V3H25ZM46 4H48V5H46ZM56 4H58V3H56ZM70 4H71V3H70ZM84 4H85V3H84ZM89 4H90V3H89ZM102 4H103V3H102ZM106 4H107V3H105V5H106ZM118 4H119V3H118ZM118 4H117V5H118ZM227 4H229V3H227ZM50 5H51V6H50ZM74 5H75V4H73V6H74ZM86 5H88V4L86 3ZM107 5H108V4H107ZM235 5H236V4H235ZM235 5H234V6H235ZM246 5H244V6H246ZM26 6H27V5H26ZM47 6H48V7H47ZM66 6H67V5H66ZM66 6H65V9H68ZM93 6H94V5H93ZM109 6H111V5L109 4ZM109 6H108V7H109ZM49 7H50V8H49ZM70 7H72V6H69V8H70ZM75 7H76V5H75ZM75 7H74V9H75ZM82 7H84V6H82ZM82 7H81V8H82ZM86 7H87V6H86ZM102 7H104V6H102ZM102 7H101V8H102ZM108 7L106 6V9H107ZM25 8H27V9H25ZM38 8H39V7H38ZM38 8L35 9V11L38 10ZM46 8H49V9H46ZM53 8H56V7L54 6ZM111 8H112V7H111ZM23 9H24V11L27 10L26 12L29 13V14H31V13L33 14V13H34V10H33V12H31V10L34 9L33 7H32L31 10H29L31 13L28 11V6H27V7H23ZM51 9H52V8H51ZM51 9H50V10H51ZM72 9H73V8H72ZM72 9H71V10H72ZM88 9H89V8H88ZM91 9H92V8H91ZM99 9H100V8H99ZM109 9H110V8H109ZM207 9H208V11H209L210 8L207 6ZM207 9H206V10H207ZM232 9H233V8H232ZM238 9L240 10L239 7H238ZM40 10H42V8H41ZM40 10H38V11H40ZM52 10H53V9H52ZM83 10H84V9H83ZM110 10H113V8L110 9ZM229 10H231V9H229ZM38 11H37V12H38ZM43 11H42V12H43ZM64 11H65V10H64ZM77 11H78V10H77ZM114 11H115V9L113 10V12H114ZM37 12H36V13H37ZM42 12H41V13H42ZM50 12H51V11H50ZM50 12H49V13H50ZM53 12H54V10H53ZM55 12H57V10H56ZM55 12H54V14H55ZM68 12H69V11H68ZM70 12H71V11H70ZM70 12H69V13H70ZM100 12H101V11H100ZM113 12L110 11L111 14L109 13V15H113V16H114L115 13H113ZM197 12H198V11H197ZM14 13H15V12H14ZM38 13H39V12H38ZM38 13H37V14H38ZM41 13L38 14V16H37L38 19H37L36 17H34V15H33V17H34L35 19L32 18V17H31L32 14H31V15H28V18H29V20H31V21H32V19H33V20H34L33 22H35L36 19L39 20V16L41 15ZM61 13H62V12H61ZM63 13H64V12H63ZM63 13H62V14H63ZM102 13H104V12H102ZM241 13H242V12H241ZM34 14H35V13H34ZM42 14H43V13H42ZM57 14H60V13H57ZM23 15H24V14H23ZM47 15H48V13H47ZM68 15H69V14H68ZM73 15H74V14H72V16H73ZM82 15H83V14H82ZM99 15H100V14H99ZM101 15H103V14H101ZM109 15H108V16H109ZM208 15H209V14H208ZM247 15H249V13H248V14H245V18L247 17V18H246L247 20H248L250 17H252L251 14L249 15L250 17L247 16ZM35 16H36V15H35ZM43 16H45V15L43 14ZM43 16H42V19L44 18ZM53 16L56 17L55 15H53ZM53 16L51 15V17H53ZM59 16H60V15H59ZM70 16H71V15H70ZM95 16H96V15H95ZM18 17L20 18V17H23V16H21V14H20ZM40 17H41V16H40ZM45 17H46V16H45ZM66 17H67V15H66ZM105 17H106V15H105ZM30 18H31V19H30ZM61 18H62V17H61ZM88 18H89V17H88ZM97 18H98V17H97ZM109 18H110V19H109ZM109 18H106V19H109V21H111L112 18H111V17H109ZM157 18H158V17H157ZM224 18H225V17H224ZM4 19H5V18H4ZM42 19H41V21H42ZM47 19H48L47 17H46V19L44 18L45 21H42L40 24H42L43 22H45V23L47 24V22H46ZM63 19H65V18H63ZM69 19H70V18H69ZM82 19H83V18H82ZM104 19H105V18H104ZM106 19H105V20H106ZM129 19H130V18H129ZM131 19L133 20V16H132ZM134 19H135V18H134ZM50 20H51V19H50ZM52 20H53V19H52ZM59 20H60V17H59ZM66 20H67V19H66ZM100 20H101V19H100ZM112 20H113V19H112ZM225 20H226V19H225ZM228 20H229V19H228ZM47 21H48V20H47ZM62 21H63V20H62ZM86 21H87V20H86ZM229 21H230V20H229ZM255 21H256L257 24H253V23H255ZM36 22H37V21H36ZM51 22H53V21H51ZM75 22H76V21H75ZM83 22H84V21H83ZM89 22L91 23L92 21L90 20ZM89 22H88V23H89ZM98 22H99V21H98ZM134 22H136V21H134ZM236 22H237V21H236ZM252 22H253V23H252ZM49 23H50V21H48V24H49ZM53 23H54V22H53ZM57 23H58V22H57ZM60 23H61V22H60ZM66 23H67V22H66ZM66 23H65V24H66ZM80 23H82V22H80ZM88 23H87V24H88ZM96 23H97V22H96ZM101 23H104V21H102ZM105 23H106V22H105ZM105 23H104V24H105ZM107 23H108V22H107ZM107 23H106L105 25H107ZM109 23H110V22H109ZM113 23H115V21H112L111 25H112ZM131 23H132V22H131ZM147 23H148V22H147ZM224 23H225V22H224ZM247 23H249V22L247 21ZM32 24H33V23H32ZM40 24L37 23V26H39ZM51 24H52V23H51ZM61 24H63V23H61ZM94 24H95V23H94ZM97 24H98V23H97ZM228 24H229V23H228ZM243 24H245V23H243ZM34 25H35V24H34ZM34 25H33V26H34ZM55 25H56V23H55ZM66 25H67V24H66ZM77 25H78V23H77ZM82 25H83V24H82ZM82 25H81V26H82ZM102 25H103V24H102ZM114 25H115V26H114ZM148 25H149V23H148ZM246 25H247V24H246ZM5 26H6V25H5ZM5 26H4V28L2 29L1 27H3V26L0 25V28H1L2 30H5ZM41 26L44 27V28L46 27V25H44V26H43V25H40V27H38V28H42ZM53 26H54V25H53ZM69 26H70V25H69ZM95 26H96V25H95ZM113 26L116 27V23L113 24V25L111 26V28L109 27L110 29H108V31L111 30V32L113 33V32H114V31H112V30L114 29V28L112 29ZM254 26H255V27H254ZM8 27H9V26H8ZM8 27H7V28H8ZM56 27H57V26H56ZM60 27H61V26H60ZM60 27L58 26L57 29H59ZM63 27H64V26H63ZM73 27H74V26H73ZM83 27H84V26H83ZM96 27H97V26H96ZM137 27H138V26H137ZM145 27H146V26H145ZM235 27H236V26H235ZM9 28H10V27H9ZM9 28H8V29H9ZM26 28H27V26H26ZM44 28H43V29H44ZM68 28H69V27H68ZM75 28H77V27H75ZM89 28H90V26H89ZM89 28H88V29H89ZM150 28H151V27H150ZM1 29H0V30H1ZM27 29H28V28H27ZM43 29H42V32H43V33H38V31L36 30V32H37L39 35H37V33H36L37 36L35 35V36H36V42H37V45L39 46V48H40V52H42V53H44V51L46 50V49L44 50V48L47 46V45H46V46H44V47H43V46L41 47V45H45L44 37L46 36V33H47V32L45 33V31H44ZM45 29H46V28H45ZM64 29H65V28H64ZM69 29H70V28H69ZM73 29H74V28H73ZM80 29H81V28H80ZM88 29H87V30H88ZM91 29H92V28H90V30H91ZM144 29H145V28H144ZM184 29H185V28H184ZM184 29H183V30H184ZM245 29H246V28H245ZM254 29H255V30L258 29V30L255 31ZM6 30H7V29H6ZM29 30H30V29H29ZM31 30H32V29H31ZM39 30H41V29H39ZM74 30H75V29H74ZM77 30H78V29H77ZM92 30H93V29H92ZM114 30H115V29H114ZM241 30H242V29H241ZM241 30H240V31H241ZM32 31H33V34H35V33H34V30H32ZM47 31L50 32L48 29H47ZM57 31H58V30H57ZM57 31H56V32H57ZM64 31H65V30H64ZM71 31H72V29L70 30V32H71ZM82 31H83V29H82ZM82 31H81V32H82ZM201 31H202V30H201ZM204 31H206V30H204ZM247 31H248V30H247ZM251 31H250V32H251ZM259 31H260V32H259ZM8 32H9V31H8ZM40 32H41V31H40ZM66 32H68V31H66ZM74 32H75V31H74ZM105 32H106V34L109 33V32H107V30H106ZM236 32H237V31H236ZM50 33H51L52 35L54 34V32H53V33L50 32ZM59 33H60V30H59ZM82 33H83V32H82ZM82 33H81V34H82ZM85 33H86V32H85ZM91 33H92V32H91ZM98 33H99V32H98ZM103 33H104V32H103ZM112 33H110V34H112ZM225 33H226V32H225ZM259 33H260V34H259ZM0 34H1V33H0ZM42 34H45V36H43ZM56 34H58V33H56ZM63 34H64V33H63ZM63 34H61L62 37H63ZM66 34L68 35L69 33H66ZM73 34H75V33H73ZM83 34H84V33H83ZM86 34H87V33H86ZM86 34H85V35H86ZM88 34H89V31H88ZM92 34H95V35H96L95 32L92 33ZM110 34H109V35H110ZM236 34H237V33H236ZM236 34H235V35H236ZM239 34H240V33H239ZM239 34H238V35H239ZM3 35H4V34H3ZM3 35H2V37H3ZM41 35H42V37H40ZM48 35H50V34L48 33ZM48 35H47V36H48ZM52 35L49 36V37H52ZM79 35H80V34H79ZM135 35H136V34H135ZM238 35H237V39L239 40ZM251 35H252V34H251ZM254 35H253V36H254ZM58 36H59V35H58ZM75 36H76V35H75ZM89 36H90V35H89ZM92 36H93V35H92ZM96 36H98V35H96ZM101 36L104 37V35H102V33H101ZM114 36H115V33H113L112 35L109 36V38H110V39H109V42H110V43H109V42H106V41H108V40H107L108 35H107V36L105 35L106 38H104V40H103V37H102L101 40H100V38H99L97 41H101V42L104 41L105 43H104L103 45H105L106 47H108V46H111V43H112V42L114 43V41L111 40V39H112L111 37L114 38ZM133 36H134V35H133ZM133 36H132V37H133ZM232 36H233V35H232ZM247 36H248V35H247ZM253 36H252V37H253ZM2 37H0V39H1ZM69 37H70V36H67V38H69ZM217 37H218V36H217ZM34 38H35V37H34ZM38 38H39V40H42V42H43L44 44H41V45H40V44L38 43V42H39ZM40 38H41V39H40ZM42 38H43V39H42ZM45 38H46V37H45ZM47 38H48V37H47ZM71 38H72V37H71ZM257 38H255V39H257ZM261 38H260V39H261ZM50 39H51V38H50ZM73 39H74V38H73ZM73 39H72V40H73ZM86 39H87V37H86L85 39H83V42H84V40H86ZM187 39H188V38H187ZM253 39H254V37H253ZM258 39H259V38H258ZM258 39H257V40H258ZM260 39H259V40H260ZM43 40H44V41H43ZM46 40H47V39H46ZM48 40H49V39H48ZM48 40H47V41H48ZM62 40H63V39H62ZM62 40L60 41L61 44H63V43H62ZM67 40H68V39H67ZM72 40H71V42H72ZM81 40H82V39H81ZM88 40H89V39H88ZM88 40H87V41H88ZM102 40H103V41H102ZM105 40H106V41H105ZM110 40H111V41H110ZM114 40H115V39H114ZM193 40H194V39H193ZM193 40H192V41H193ZM195 40H196V39H195ZM238 40H237V42H238ZM262 40H263V39H262ZM262 40H261V41H262ZM49 41H50V40H49ZM51 41H53V40L51 39ZM94 41H95V39H94ZM97 41H96V42H97ZM230 41H231V40H230ZM235 41H236V40H235ZM65 42H66V41H65ZM71 42H70V43H71ZM83 42H82V43H83ZM253 42H254V41H253ZM255 42H257V41L255 40ZM258 42H259V41H258ZM262 42H263V41H262ZM25 43H27V42H25ZM47 43H48V42H47ZM52 43H53V42H52ZM66 43H67V42H66ZM66 43H64V44H66ZM68 43H69V42H68ZM68 43H67V44H68ZM84 43H86V42H84ZM89 43H90V42H89ZM107 43H108V44H107ZM240 43H241V42H240ZM27 44H28V43H27ZM49 44H50V43H48V46H50ZM64 44H63V46H64ZM73 44H74V42H73ZM98 44H99V42H98ZM101 44H102V43H101ZM237 44H238V43H237ZM243 44H244V43H243ZM243 44H242V45H243ZM256 44H258V43H256ZM256 44H255V45H256ZM55 45H56V44H55ZM57 45H58V47H59V43H58ZM68 45H69V44H68ZM87 45H90V44H88V42H87ZM93 45H94V43H93ZM95 45H97V43H95ZM95 45H94L93 47H96ZM103 45H102V49L105 50V46H103ZM238 45H239V44H238ZM240 45H241V44H240ZM242 45H241V46H242ZM261 45H262L263 47L260 46V45H259V46L261 47V49H262V51H263V54H264V42H263ZM26 46H28V45H26ZM73 46H75V45H73ZM77 46H78V43H77ZM91 46H92V45H91ZM91 46H90V47H91ZM97 46H98V45H97ZM243 46L246 47V44L243 45ZM50 47H51V46H50ZM50 47H48V48H50ZM71 47H72V44H71ZM71 47H70V49H71ZM93 47H92V51L94 52L95 50H93V49H94ZM100 47H101V45H100ZM135 47H136V46H135ZM206 47H207V46H206ZM41 48H43L42 51H41ZM46 48H47V47H46ZM48 48H47V50H49ZM51 48H52V50L54 49V52H59V51H57L54 47H51ZM51 48H50V49H51ZM56 48H57V46H56ZM64 48H65V47H64ZM66 48H67V46H66ZM66 48H65V49H66ZM68 48H69V47H68ZM77 48H80V47L78 46ZM81 48H82V47H81ZM81 48H80V50H83V49H81ZM86 48H87V47H86ZM96 48H97V47H96ZM98 48H99V46H98ZM98 48H97V49H98ZM110 48H111V47H110ZM110 48H108V50H109ZM241 48H242V47H241ZM60 49H62V48H59L58 50H60ZM65 49H64V50H65ZM97 49H96V50H97ZM99 49H100V48H99ZM102 49L97 50V52H104V51H101ZM176 49H177V48H176ZM205 49H206V48H205ZM259 49H260V48H259ZM26 50H27V49H26ZM31 50H32V49H31ZM55 50H56V51H55ZM75 50H77V49L75 48ZM86 50L89 51L90 49H89V50L86 49ZM219 50H220V49H219ZM255 50H258V49H255ZM50 51H51V50H49V52H50ZM105 51H106V50H105ZM176 51L178 52V50H176ZM205 51H206V50H205ZM205 51H204V52H205ZM207 51H208V50H207ZM207 51H206V52H207ZM220 51H221V50H220ZM258 51H259V50H258ZM258 51H257V53H258ZM260 51H261V50H260ZM49 52H48V54H49ZM73 52H75V51H73ZM79 52H80V51H79ZM81 52H82V51H81ZM83 52H84V51H83ZM97 52H94L95 55L93 56V58H94L95 56H96V57H99V58H100V57L102 58V56L98 55ZM111 52H112V51H111ZM240 52H241V51H240ZM38 53H39V52H38ZM42 53H40V54H42ZM51 53H53V52H51ZM51 53H50V54H51ZM94 53H92V55H93ZM244 53H245V52H244ZM248 53H249V52H248ZM45 54H46V53H45ZM65 54H66V53H64V55H65ZM76 54H77V53H76ZM83 54H85V52H84ZM87 54H88V52L84 55V56H85L84 58L88 57ZM96 54H97L98 56H97ZM102 54H103V53H102ZM252 54L254 55V53H252ZM263 54H262V55H263ZM56 55H57V53H56ZM56 55L54 54V56H56ZM125 55H126V54H125ZM137 55H139V53H137ZM246 55H247V54H246ZM34 56H35V55H34ZM54 56H52V58H53ZM57 56H58V55H57ZM57 56H56V57H57ZM60 56H61V55H60ZM68 56H69V55H68ZM72 56H73V55H72ZM76 56H79V55H76ZM90 56H91V55H90ZM105 56H106V55H105ZM242 56H243V54H242ZM244 56H245V55H244ZM250 56H252V55H249V57H250ZM47 57H51V56H48V55H47ZM56 57H54V58H56ZM64 57H65V56H64ZM96 57H95V59H96L97 61H100V60H102V59L104 58V57H103L102 59H101V58H100V59H99V58L97 59ZM197 57H198V56H196V58H197ZM238 57H239V56H238ZM247 57H248V56H247ZM252 57H253V56H252ZM252 57H250V58H248V59H251ZM255 57H256V56H255ZM255 57H254V58H255ZM260 57H262V56H260ZM1 58H2V57H1ZM45 58H46V57H45ZM72 58H73V57H72ZM77 58H78V59L80 58V63H79V64H82V65H83L84 63H83V62L81 63V59H82V57H77ZM84 58H83L82 60H83V61L85 60L84 62H86V61H87V60H86L87 58H86V59H84ZM122 58H123V57H122ZM196 58H195V59H196ZM203 58H205V57H203ZM211 58H212V57H211ZM240 58H241V57H240ZM245 58H246V57H245ZM254 58H253V60H254ZM257 58H258V57H257ZM257 58H255L254 61L257 62V61H258ZM3 59H4V62H3V63H5V65H6L4 70H6L7 66H9L8 68H10V67H13V66L16 65V62L14 63L15 60H14L13 58L11 59V57H10V60H8L9 57H8V58H5V57H4ZM5 59L8 60V62L5 61ZM42 59L44 60V58H42ZM59 59H60V58H59ZM74 59H75V57H74ZM183 59H184V58H183ZM214 59H215V58H214ZM261 59H262V58L259 59L258 62H259L260 64L257 63L258 65H261V64L264 63V59H262L263 63H261V61H260ZM11 60H13V61H11ZM36 60H38V61L40 62V64H42V65H41L42 67L45 65V64H43L45 60L43 61V63H41V61H40V59H39L38 57H36V59H35V62H38V61H36ZM49 60H50V58H49ZM65 60H66V59H64V61H65ZM69 60H70V59H69ZM69 60H68V63H70ZM75 60H77V59H75ZM92 60H93V59H92ZM131 60H132V59H131ZM186 60H187V59H186ZM186 60H185V61H186ZM231 60H232V59H231ZM246 60H247V59H246ZM246 60H245V61H246ZM2 61H3V60L0 59V64H1ZM9 61H10V62H9ZM60 61H61V60H60ZM70 61H72V60H70ZM77 61H78V60H77ZM88 61H89V59H88ZM88 61H87V63H88ZM94 61H95V60H94ZM97 61H95V62L97 63ZM112 61H113V60H112ZM185 61H184V63H185ZM188 61H189V60H188ZM247 61H248V60H247ZM250 61H251V60H250ZM12 62H13V65L8 64V63H11V64H12ZM17 62H18V61H17ZM39 62H38V65H39ZM75 62H76V61H75ZM91 62H92V61H91ZM91 62H89L90 64L88 63V64H89V67L91 66ZM102 62H103V61H102ZM193 62H195V61H193ZM193 62H192V63H193ZM207 62H208V61H207ZM45 63H46V65L48 64L47 62H45ZM49 63H50V62H49ZM64 63H65V62H64ZM77 63H78V62H77ZM77 63H72V66H73L74 64H75V66H77ZM126 63H127V62H126ZM136 63H137V62H136ZM167 63H168V62H167ZM184 63H183V65H184ZM189 63H190V62H189ZM246 63H248V62H246ZM7 64H8V65H7ZM56 64H57V62H56ZM99 64H100V62L97 63V66H98ZM252 64L254 65L255 62H253ZM252 64H250V63L247 64V67H248V65H252ZM3 65H4V64H3ZM3 65L1 64L0 66L2 67ZM17 65H18V63H17ZM50 65H51V64H49L48 67H50ZM57 65H58V64H57ZM65 65H67V64H65ZM65 65H64V67H65ZM85 65H86V66H85ZM85 65H84V66H85V68H86L88 65H87L86 63H85ZM124 65H125V64H124ZM128 65H129V64H128ZM190 65H192V64L190 63ZM229 65H230V64H229ZM245 65H246V64H245ZM27 66H28V65H27ZM39 66H40V65H39ZM39 66H38V67H39ZM41 66H40V67H41ZM69 66H70V64H69ZM78 66H79V65H78ZM80 66H81V65H80ZM80 66H79V67H80ZM84 66H83V67L81 66L80 68L83 69ZM40 67H39V68H40ZM46 67H47V66H46ZM51 67H52V66H51ZM51 67H50V68H51ZM89 67H88L87 71L84 70L85 72H83V70L81 71L78 67H77V70L79 69V70L81 71L79 74H81L82 72H83L84 74H85V73L87 74V72H88V73L90 72V70H91L90 68H92V67H90V68H89ZM99 67H101V65H99ZM130 67H131V65H130ZM151 67H152V66H151ZM151 67H150V68H151ZM230 67H231V66H230ZM237 67H238V66H237ZM242 67H243V66H242ZM259 67H260V66H259ZM261 67H262V69L264 70V65H263V66L261 65ZM261 67H260V69H261ZM8 68H7V69H8ZM13 68H14V67H13ZM21 68H22V67H21ZM21 68H20L19 70H18V68H17V71H19V73H20ZM44 68H45V67H44ZM44 68H42V69L40 68L41 70H40V72H39V74H40L39 77L42 75L41 72L44 71V70H43ZM50 68H47V69H50ZM59 68H60V67H59ZM62 68H63V67H62ZM66 68H67V67H66ZM66 68H65V69H66ZM70 68H71V67H70ZM75 68H76V67H75ZM75 68H74V69H75ZM96 68H97V67H96ZM133 68H134V67H133ZM240 68H241V67H240ZM251 68H252V67H251ZM257 68H258V67H257ZM15 69H16V68H15ZM15 69H13V70H15ZM45 69H46V68H45ZM47 69H46V71H47ZM93 69L95 70V68H93ZM182 69H184L183 66H182L181 70H182ZM205 69H206V68H205ZM238 69H239V68H238ZM248 69H249V68H248ZM262 69H261L260 71H262ZM4 70H3V71H4ZM9 70H12V69H8V70H6V73H7ZM51 70H53V69H51ZM58 70H59V69H58ZM58 70H57V71H58ZM62 70H64V69H62ZM62 70L60 69V73L62 72ZM66 70H67V69H66ZM68 70H69V69H68ZM77 70H76V73H78ZM88 70H89V71H88ZM151 70H152V68H151ZM185 70H186V68H185ZM190 70H191V69H190ZM227 70H228V69H227ZM234 70H235V69H234ZM240 70H242V69H240ZM244 70H245V69H244ZM257 70H259V69H257ZM73 71H75V70H73ZM138 71H139V70H138ZM169 71H170V70H169ZM191 71H192V70H191ZM191 71H189V72H191ZM229 71H230V68H229V70H228V72H227L228 74H229ZM231 71H232V70H231ZM235 71H236V70H235ZM252 71L254 72L255 69L252 68ZM260 71H259V72H260ZM1 72H2V71H1ZM21 72L23 73V71H21ZM44 72H45V71H44ZM53 72H54V71H53ZM63 72H64V71H63ZM70 72H72V71H70ZM93 72H94V71H93ZM93 72H92V73H93ZM96 72H97V71H96ZM174 72H175V70H174ZM199 72H200V71H199ZM250 72H251V71H250ZM256 72H258V71H256ZM259 72H258V73H259ZM4 73H5V72H4ZM4 73H3V74H4ZM6 73H5V74H6ZM9 73H10L12 76L16 77L14 72L11 73V71H10ZM9 73H7V74L10 75ZM19 73H18V74H19ZM48 73H49V71H48L47 73H45L44 75L46 76ZM50 73H51V72H50ZM55 73H57V72H55ZM60 73H58V74H60ZM64 73H65V72H64ZM83 73H82V75H83ZM119 73H120V72H119ZM135 73H138V72L136 71V69H135ZM193 73H194V72H193ZM208 73H209V72H208ZM231 73H232V72H231ZM231 73H230V74H231ZM258 73H257V74H258ZM262 73H263V72H261V74H262ZM58 74H57L56 78L58 77ZM66 74H69V71H68ZM66 74H65V76H66ZM126 74H131V73H126ZM203 74H204V73H202V74L200 73V75H203ZM211 74H212V72H211ZM215 74H216V73H215ZM221 74H222V73H221ZM228 74H226V75L229 77ZM244 74H245V73H244ZM259 74H260V73H259ZM0 75H1L0 77H2V74H0ZM8 75H7V76H8ZM11 75H10V76H11ZM16 75H17V74H16ZM55 75H56V74H55ZM60 75H61V74H60ZM63 75H64V74H63ZM69 75H71V73H70ZM82 75H81V76H82ZM172 75H173V73H172ZM208 75H209V74H208ZM212 75H214V74H212ZM218 75H219V74H218ZM254 75H255V76H258V75H256V73H255ZM262 75H263V74H262ZM12 76L10 77L11 79L13 78ZM18 76H19V75H18ZM50 76H51V74H50L48 77H50ZM67 76H68V75H67ZM124 76H125V75H124ZM129 76H130V75H129ZM197 76H198L197 79L199 80V75H197ZM203 76H204V75H203ZM223 76H224V75H223ZM232 76L234 77V74H232ZM232 76H231V77H232ZM252 76H253V75H252ZM39 77H38V80H39ZM42 77H43V76H42ZM51 77H52V76H51ZM71 77H72V75H71ZM122 77H123V76H122ZM186 77H189V76H186ZM206 77H207V75H205V78H206ZM224 77H225V76H224ZM228 77H226V79H228ZM248 77H249V76H248ZM17 78H18V77H17ZM17 78H13V79H17ZM34 78H35V77H33V79H34ZM62 78H63V80H64V77H63V76H62ZM62 78H60V80H61ZM160 78H161V77H160ZM202 78H203V77H202ZM209 78H210V76H209ZM209 78H208V81H209ZM216 78H217V77H216ZM221 78H222V76H221ZM229 78H230V77H229ZM257 78L260 80V77H257ZM257 78H256V79H257ZM263 78H264V77H263ZM26 79H27V78H26ZM33 79H32V80H33ZM48 79H49V78H48ZM214 79H215V77H214ZM218 79H219V77H218ZM234 79H235V78H234ZM256 79H255V77H254V80H252L251 83L253 84L254 81H255V82L258 81V82H257V84H258V83H259V80L257 79V81H256ZM7 80H9V79H7ZM32 80H31V82H32ZM41 80H42V79H41ZM41 80H40V81H41ZM49 80H50V79H49ZM58 80H59V77H58L55 81H58ZM63 80H62L60 83H63V82H64V83H67V80H66V79H65L64 81H63ZM194 80H195V79H193V81H194ZM198 80H197V81H198ZM202 80H203V79H202ZM222 80H223V79H222ZM222 80L217 81V82H221ZM224 80H225V79H224ZM224 80H223V81H224ZM33 81H34V80H33ZM40 81H39V82H40ZM42 81H43V80H42ZM213 81H214V80H213ZM213 81H212V82H213ZM215 81H216V79H215ZM260 81H261V80H260ZM9 82H10V81H9ZM36 82H37V81H36ZM39 82L36 83V84H37V85H36L37 87H38V83H39ZM53 82H54V81H53ZM194 82H195V81H194ZM11 83H12V81H11ZM14 83H15V81H14ZM45 83H46V82H45ZM57 83H59V82H57ZM57 83L55 82V83H53V84H57ZM64 83H63V84H64ZM192 83H193V82H192ZM204 83H205V81H204ZM226 83H227V82H226ZM226 83H225V87L228 88V87H227V86H228V83H227V86H226ZM229 83H230V82H229ZM247 83H248V82H247ZM249 83H250V82H249ZM6 84H7V85H6ZM6 84L4 83V85L8 86L9 83H6ZM30 84H31V83L29 82V84H28L27 86H30ZM32 84H33V82H32ZM39 84H40V83H39ZM53 84H52L50 87L53 88ZM189 84H190V83H189ZM197 84H198V83H197ZM223 84H224V83H223ZM223 84H222V85H223ZM252 84H251V85H252ZM254 84H256V83H254ZM259 84H263V82H262V83H259ZM4 85H3L2 87L0 86V90H1L0 92L2 93V94H0V98H1V97L5 98L4 96H6V94H8V93L4 92V90H2V89H4V88H3ZM12 85H13V84H12ZM21 85H22V84H21ZM42 85H44V84L42 83ZM204 85H205V84H204ZM214 85H215V83H214ZM33 86H35V85L33 84ZM58 86H59V87H61V86L64 87L62 84H61V85L59 84ZM257 86H259V87L261 86V88H263L264 85H257ZM12 87H13V86H12ZM12 87H11V89H13ZM37 87H36V89H34V90H36V91H32V92H31L32 95L34 94L33 92H37ZM44 87H45V86H44ZM44 87H43V88H44ZM48 87H49V86H48ZM59 87H57V90H58V91L60 90V89H58ZM62 87H61V88H62ZM132 87H133V86H132ZM182 87H183V86H182ZM194 87H195V86H194ZM196 87H199V85L196 86ZM233 87H234V86H233ZM245 87H247V86H245ZM43 88H41V91H42ZM64 88H66V87H64ZM222 88H224V87L222 86ZM25 89H27V88H25ZM38 89H39V88H38ZM54 89H56V87H54ZM178 89H179V88H178ZM183 89H185V88H183ZM197 89H198V88H197ZM199 89H200V88H199ZM199 89H198V90H199ZM206 89H207V88H206ZM218 89H219V88H218ZM247 89H249V88H247ZM252 89H253V88H252ZM257 89H258V88H257ZM263 89H264V88H263ZM46 90H47V89H46ZM46 90H45V92L47 93ZM57 90H56V94L58 93ZM186 90H187V89H186ZM216 90H217V89H216ZM223 90H224V89H222V91H221L222 93H223ZM244 90H245V89H244ZM9 91H10V90H9ZM9 91H8V92H9ZM48 91H50V88L48 89ZM194 91H196V90H194ZM201 91H202V90H200V93H201ZM213 91H214V90H213ZM260 91H261V90H260ZM3 92H4V95H3ZM39 92H40V91H38V93H39ZM45 92H44V93H45ZM173 92H174V91H173ZM241 92H242V91H241ZM5 93H6V94H5ZM9 93L11 94V97H12L13 91H12V93H11V91H10ZM16 93H17V92H16ZM51 93H52V90H51ZM179 93H180V92H179ZM187 93H189V91H188ZM193 93H194V92H193ZM204 93H205V92H204ZM216 93H218V91H217ZM216 93H215V94H216ZM225 93H226V92H225ZM243 93H244V92H242V94H243ZM252 93H253V91L251 92V94H250V93H246V94H248L249 96H247V95L244 93L243 96L245 97V95H246L245 100L249 101V99H247V98H250L251 100H253V98H251V97H252V96H251ZM10 94H8L7 97H8ZM14 94H15V93H14ZM14 94H13V95H14ZM39 94H40V93H39ZM39 94L37 95L38 97H40ZM49 94H50V93H49ZM49 94H47V95H49ZM56 94H55V95H56ZM180 94H181V93H180ZM190 94H191V93H190ZM202 94H203V92H202ZM218 94H219V93H218ZM218 94H216V95H218ZM1 95H2V96H1ZM32 95H31L32 100H34L33 97H34V98H35V97L38 98L37 96H32ZM42 95H43V93H42ZM51 95H52V94H50V96H51ZM53 95H54V94H53ZM222 95H224V93H223ZM222 95H220V96L222 97ZM263 95H264V94H263ZM15 96H17V94H15ZM220 96H219V97H220ZM233 96H234V95H233ZM239 96H240V95H239ZM11 97H10L8 100H10V99L13 100ZM13 97H14V96H13ZM42 97H43V96H42ZM42 97H41V98H42ZM45 97H46V96H45ZM52 97H53V96H52ZM52 97H51V98H52ZM181 97H182V96H181ZM253 97H254V95H253ZM3 98H2V99H3ZM36 98H35V101H36ZM51 98H50V100H51ZM175 98H176V97H175ZM188 98H189V96H188ZM17 99H18V98H17ZM47 99H48V98H47ZM47 99H46V101H47ZM198 99H201V98H198ZM263 99H264V98H263ZM32 100H30V104L33 103ZM37 100H39V98H38ZM50 100H49V102H50ZM216 100H217V99H216ZM245 100H244V102L247 104V102H246ZM15 101H16V100L12 101V103L15 102ZM18 101H20V100L18 99ZM35 101H34V102H35ZM184 101H185V100H184ZM188 101H189V100H188ZM235 101H236V99H235ZM0 102H1V101H0ZM167 102H168V101H167ZM240 102H241V101H240ZM240 102H239V103H240ZM249 102L252 103V102H254V101H249ZM43 103H44V102H43ZM43 103H42V107H43ZM201 103H203V101H201ZM208 103H209V102H208ZM208 103H207V104H208ZM215 103H216V102H215ZM218 103H219V102H218ZM260 103H262V102H260ZM260 103H259V104H260ZM2 104H3V103H2ZM44 104H45V103H44ZM225 104H226V102H225ZM225 104H224V106H225ZM248 104H249V103H248ZM263 104H264V103H263ZM263 104H262V106H263ZM171 105H173V104H171ZM215 105H216V104H215ZM236 105H237V104H236ZM236 105H235V106H236ZM255 105H256V103H255ZM255 105H254V107H255ZM0 106H1V105H0ZM14 106H15V105H14ZM26 106H27V105H26ZM28 106H29V105H28ZM30 106H32V105H30ZM34 106H35V105H34ZM37 106H38V105H37ZM186 106H187V105H186ZM227 106H228V105H227ZM227 106H226V107H227ZM249 106H252V104H249ZM39 107H40V105H39ZM39 107H38V108H39ZM45 107H47V106H45ZM45 107H44V108H45ZM214 107H215V106H214ZM254 107H253V108H254ZM260 107H261V106H260ZM190 108H191V107H190ZM215 108H216V107H215ZM221 108H222V107H221ZM235 108H236V107H235ZM261 108H262V107H261ZM261 108H260V109H261ZM29 109H30V108H29ZM29 109L27 108V109L25 110V112L22 111V114H23V115L20 114V117H19V115H17L18 113L16 114L17 116L14 115L15 117H18V118L21 119V120H18V122H19V124H18L17 121H16L18 118H17V119H16L15 117L13 118V122H14V120H15V122L17 123V124H16V123L14 122L15 126H18V125L23 124V123H21V121L24 119L23 117H25V114L30 115L29 113H31V111H33V110H31L30 112H27V110H29ZM42 109H43V108H42ZM61 109H62V108H61ZM208 109H209V108H208ZM258 109H259V108H258ZM169 110H170V109H169ZM237 110H238V109H237ZM38 111H39V110H38ZM123 111H124V110H123ZM206 111H207V110H206ZM209 111H210V110H209ZM260 111H261V112H260ZM260 111H259V112L262 113V112L264 111L263 108H262ZM16 112H17V111H16ZM26 112H27V113H26ZM36 112H37V111H36ZM36 112H35V114H36V115H37V114L39 115V113H38V112L36 113ZM39 112H40V111H39ZM46 112H47V111H46ZM259 112H258V113H259ZM192 113H193V112H192ZM206 113H207V112H206ZM210 113H211V112H210ZM31 114L34 115V113H31ZM44 114H45V112H44ZM170 114H171V113H170ZM224 114H225V113H224ZM263 114H264V113H263ZM28 115H26L25 119L27 118ZM38 115H37V116H38ZM40 115H41V114H40ZM40 115H39V116H40ZM42 115H43V114H42ZM46 115H48V114L46 113ZM46 115H44V116H46ZM203 115H204V114H203ZM259 115H260V114H259ZM259 115L257 114V116H259ZM186 116H187V115H186ZM191 116H193V115H191ZM226 116H227V115H226ZM226 116H225V117H226ZM261 116H262V118H263V115H261ZM21 117H22V118H21ZM31 117H32V116H31ZM41 117H42V116H41ZM194 117H195V116H194ZM225 117H223V118H225ZM254 117H256V115H254ZM29 118H30V116H29ZM29 118H27V120H29ZM37 118H38V117H37ZM196 118H197V117H196ZM196 118H195L194 120H196ZM256 118H257V117H256ZM259 118H260V116H259ZM259 118H258V119H259ZM34 119H35V118H33V119L31 118V119L29 120V121H30L29 124H31V125L36 124V125H37V122H35V123H34L33 121L31 122V120H34ZM42 119H44V118H42ZM42 119L39 118V121H38V119H35V120H37L38 122H41V123H42ZM208 119H209V118H208ZM210 119H211V118H210ZM235 119H236V118H235ZM251 119H252V117H251ZM258 119H257V120H258ZM263 119H264V118H263ZM263 119H261V120H263ZM27 120H26V123H27ZM45 120H46V119H45ZM61 120H62V119H61ZM174 120H175V118H174ZM257 120H255V121H256V124L260 125V123H258ZM259 120H260V119H259ZM91 121H92V120H91ZM22 122H24V121H22ZM45 122H46V121H44L43 124H44ZM83 122H84V121H83ZM156 122H157V121H156ZM192 122H193V121H192ZM198 122H199V121H198ZM235 122H236V121H235ZM245 122H246V121H245ZM250 122L252 123L253 120L250 121ZM250 122H249V124H250ZM263 122H264V121H263ZM20 123H21V124H20ZM24 123H25V122H24ZM32 123H33V124H32ZM48 123H49V122H48ZM193 123H194V122H193ZM196 123H197V122H196ZM206 123H207V122H206ZM210 123H214V124H215V125H214V124L212 125V126L215 127V129L213 128V133H212V134H211V133H210V134L208 133V137H210V136L213 135V137H212L213 144L215 143L216 146L218 145L219 149H221V151H222V150H224V147L228 146V144H229V143H232V141L234 140V136H235V135H234V134H235V132H234L235 129H234V127H233L234 120H233V122H231V121L228 120V119H224V120H222V121H220V122H217V123H215V122H210ZM254 123H255V122H254ZM29 124H28V125H29ZM46 124H47V123H46ZM46 124H44V125H45V126H44L45 128H46L47 126H49V125L46 126ZM86 124H87V123H86ZM93 124H94V123H93ZM165 124H166V123H165ZM263 124H264V123H263ZM31 125H29V126L32 128V130H31V128H26V129H28V130L30 129L29 132L31 133V135L27 133L28 130H26V132H24L25 134L27 133V134L30 136V138H28L29 136L26 134V136H28V137H27L28 139L24 140V139H25V136H23L24 134L21 135V131H20V132L18 131V130L22 127V126H20L19 128H17L18 130L15 129L18 133H20L19 136H17V135L15 136V135L13 134V135L15 136V137H14L15 140L17 139V137H19L18 139L21 138V141H22V138L24 137L23 140H24L25 142L27 141V142H29V144H31V141H28V140L32 139L31 136H32V133H34V132H31V131H36L35 129L33 130V127H32ZM36 125H33V126L36 127ZM38 125H39V124H38ZM41 125H42V124H41ZM41 125H40V126H41ZM162 125H163V124H162ZM178 125H179V124H178ZM234 125H235V124H234ZM236 125H237V124H236ZM65 126H66V125H65ZM83 126H84V125H83ZM160 126H161V125H160ZM212 126H210V128H211ZM253 126L255 127V125H253ZM256 126H257V125H256ZM24 127H25V126H24ZM35 127H34V128H35ZM42 127H43V125H42ZM80 127H81V126H80ZM165 127H166V126H165ZM192 127H193V126H192ZM206 127H207V125H206ZM254 127H253V128H254ZM210 128H209V126H208V129H210ZM251 128H252V127H251ZM260 128H261L262 130L264 129V128L261 127V126H260ZM40 129H41V128H40ZM83 129H84V128H83ZM149 129H150V128H149ZM177 129H178V128H177ZM208 129H207V130H208ZM211 129H212V128H211ZM211 129H210V130H211ZM256 129H257V127H256ZM258 129H259V128H258ZM258 129H257V130H258ZM24 130H25V128H24ZM46 130H48V129L46 128ZM70 130H71V129H70ZM107 130H109V129H107ZM147 130H148V129H147ZM167 130H168V129H167ZM185 130H186V129H185ZM196 130H199V129H196ZM200 130H202V129H200ZM205 130H206V129H205ZM207 130H206V131H207ZM253 130H254V129H253ZM39 131H41V130H39ZM68 131H69V130H68ZM74 131H75V130H74ZM139 131H141V129H140ZM194 131H195V130H194ZM203 131H204V129H203ZM250 131H252V129H251ZM255 131H256V130H255ZM260 131H261V130H260ZM7 132H8V131H7ZM22 132H23V130H22ZM37 132H38V131H37ZM45 132H48V131H45ZM158 132H159V131H158ZM174 132H175V131H174ZM183 132H184V131H183ZM256 132H257V131H256ZM261 132H262V131H261ZM261 132H260V133L257 132V133H258V134H261ZM15 134H17V133L15 132ZM34 134H35V133H34ZM177 134H178V133H177ZM206 134H207V133H206ZM236 134H237V133H236ZM252 134H253V133H252ZM20 135H21L22 137H21ZM35 135H36V134H35ZM35 135H34L33 137H35ZM37 135H39V134H37ZM41 135H42V134H41ZM68 135H69V134H68ZM68 135H67V136H68ZM159 135H160V134H159ZM179 135H180V134H179ZM194 135H195V132H194ZM253 135H254V134H253ZM253 135H252V136H253ZM184 136H185V135H184ZM203 136H204V135H203ZM250 136H251V135H250ZM254 136L256 137L257 134L254 135ZM258 136H259V135H258ZM38 137H39V136H38ZM41 137H44V136L42 135ZM46 137H47V136H46ZM157 137H158V136H157ZM180 137H182V136H180ZM196 137H198V136H196ZM196 137H195V139H196ZM206 137H207V136H204V137H202V138L205 139ZM262 137H263V135H262ZM5 138H6V137H4V140H5ZM67 138H68V137H67ZM153 138H154V137H153ZM171 138H173V137H171ZM200 138H201V136H200ZM36 139H38L37 136H36ZM45 139H46V138H45ZM76 139H77V138H76ZM99 139H100V138H99ZM157 139H158V138H157ZM192 139H193V138H192ZM207 139H208V138H207ZM259 139H260V138H258V140H259ZM4 140H3V144H1L2 142L0 143V147H1V149H3L5 146L8 147L7 144L4 145ZM143 140H144V139H143ZM205 140H206V139H205ZM230 140H231V141H230ZM247 140H248V139H247ZM253 140H254V139H253ZM256 140H257V138H256ZM261 140H263V139H260V141H261ZM17 141H19V140H17ZM21 141H20V143H21ZM24 141H22L24 145H22V143L20 144V145H21L20 148H22V149L18 148L19 142H17L18 145H16V146H17V149H19V151L22 150L21 152H23L24 148H26L27 145H28V143L26 142V144H25ZM33 141H35V139H34ZM40 141H41V140H40ZM184 141H185V140H184ZM192 141H194V140H192ZM234 141H235V140H234ZM234 141H233V143H234ZM248 141H249V140H248ZM248 141H247V142H248ZM254 141H255V140H254ZM260 141H258V142H260ZM38 142H39V140H38ZM38 142H37V143H38ZM43 142H44V141H43ZM47 142H48V141H47ZM66 142H67V141H66ZM172 142H173V141H172ZM185 142H186V141H185ZM204 142H205V141H204ZM210 142H211V141H210ZM261 142H262V141H261ZM34 143H35V142H34ZM34 143H33V144H34ZM52 143H53V142H52ZM176 143H177V142H176ZM176 143H175V144H176ZM182 143H183V142H182ZM208 143H209V141H208ZM217 143H218V144H217ZM249 143H250V141H249ZM256 143H257V142H255V146L258 147V145H256ZM42 144H43V143H42ZM165 144H166V143H165ZM167 144H168V143H167ZM171 144H172V143L170 142V147L172 146ZM178 144H179V143H178ZM183 144H184V143H183ZM213 144H212V145H213ZM261 144H262V143H261ZM261 144H259V145H261ZM1 145H2V146H1ZM10 145H11V144H10ZM20 145H19V146H20ZM34 145H35V144H34ZM40 145H41V144H40ZM45 145L48 147V145H47L46 143L43 144L42 146L44 147ZM53 145H54V144H53ZM59 145H60V144H59ZM122 145H123V144H122ZM179 145H180V144H179ZM233 145H234V144H233ZM247 145H248V144H247ZM249 145L255 147V146L253 145V143H252V145H251V144H249ZM25 146H26V147H25ZM31 146H33V145L31 144L30 147H31ZM42 146H41V148H42ZM61 146H62V148H61ZM61 146H60V149H62V150L64 151V149H65L64 146H63V145H61ZM67 146H68V145H67ZM74 146H75V145H74ZM175 146H176V145H175ZM175 146H173V147H175ZM2 147H3V148H2ZM7 147L4 148V149L6 150ZM23 147H24V148H23ZM35 147H36V146H33L32 148L34 149ZM65 147H66V145H65ZM125 147H126V145H125ZM162 147H163V146H162ZM234 147H235V145H234ZM234 147H233V149L236 148V147H235V148H234ZM257 147H256V148H257ZM262 147H263V145H262ZM8 148H9V147H8ZM27 148H28V147H27ZM36 148H37V147H36ZM41 148H40V149H41ZM90 148L92 149V147H90ZM130 148H131V147H130ZM136 148H137V147H136ZM156 148H157V147H156ZM177 148H178V147H177ZM177 148H176V149H177ZM182 148H183V146H182ZM231 148H232V147H231ZM231 148H230V149H231ZM240 148H241V146H240ZM250 148H251V147H250ZM259 148H261V147H259ZM10 149H11V148H10ZM37 149H38V148H37ZM60 149H59V150H60ZM66 149H67V147H66ZM123 149H124V148H123ZM126 149H127V148H125V151H127V152L130 153V151H128V150H126ZM179 149H180V147H179ZM190 149H191V148H190ZM242 149H244V148H241V149H239V150H242ZM246 149H248V148H246ZM246 149H244V150H246ZM253 149H254V148H253ZM8 150H9V149H7V151H8ZM44 150H45V151H43V149L40 150L41 153L46 152L47 148L45 147ZM92 150H93V149H92ZM130 150H131V149H130ZM136 150H137V149H136ZM180 150H181V149H180ZM191 150H192V149H191ZM191 150H190V151H191ZM215 150H216V149H215ZM249 150H250V149H249ZM2 151H3V152H1V150H0L1 154L5 153L4 150H2ZM7 151H6V155H5V154L2 155V159H3V157H4V159L6 158L5 162L10 161L9 158H11V152H10V154H9V153H8L9 151H8V152H7ZM14 151H16V149H14ZM25 151H26V150H25ZM32 151H33V150H32ZM35 151H36V150H35ZM35 151H34V152H35ZM73 151H74V149H73ZM75 151H76V150H75ZM90 151H91V150H90ZM93 151L95 152V150H93ZM114 151H115V150H114ZM162 151H163V150H162ZM174 151H175V150H174ZM229 151L231 152V150H229ZM246 151H247V150H246ZM246 151H245V153H246ZM21 152H18V150H17L16 155L14 156V154H15V152H14L13 157L11 158V160H13V161H12L13 163H14L15 161H17V162L20 161V164L17 163V165H18V166H17V167H18V170H19V167L22 169V164L25 163V161H23L22 157H21V156H18V153H19V155L22 154ZM34 152H33V153H34ZM59 152H61V151H59ZM70 152H72V151H70ZM78 152H79V151H77V153H78ZM94 152H93V153H94ZM136 152H137V151H136ZM158 152H160V151H158ZM168 152H169V150H168ZM187 152H188V151H187ZM187 152H186V153H187ZM214 152H216V151H214ZM224 152H226V151H224ZM230 152H229V154L232 153V152H231V153H230ZM247 152H248V151H247ZM23 153H24V152H23ZM27 153H28V152H27ZM35 153H36V152H35ZM37 153H38V151H37ZM67 153H68V152L66 151L65 154H67ZM80 153H81V152H80ZM80 153H79V154H80ZM93 153H92V154H93ZM118 153L120 154V152H118ZM123 153H125V154H124V157H125L127 154H126V152H123ZM129 153H128V154H129ZM156 153H157V152H156ZM169 153H170V152H169ZM176 153H179V152H175L174 155H176ZM181 153H182V152H181ZM197 153H198V152H197ZM239 153H241V152H239ZM29 154H30V157H32V156H31V152H29ZM29 154H27L28 156L26 155V156L28 157V159L30 158V157H29ZM65 154H61V156H59V157H62V155H64V157H66ZM68 154H69V153H68ZM68 154H67V157L70 156V155L68 156ZM79 154H78V155H79ZM82 154H83V153H82ZM84 154H85V153H84ZM115 154H116V153H115ZM121 154H122V151H121ZM130 154H131V153H130ZM130 154H129V156H130ZM224 154H225V153H224ZM248 154H249V153H248ZM248 154H245V155H244V156H245V160H246V157L248 158V156H247ZM250 154H251V153H250ZM8 155H9L10 157H9ZM34 155H35V154H34ZM34 155H33V157L36 156V155H35V156H34ZM41 155H42V154H41ZM78 155H77V156H78ZM160 155H161V154H160ZM5 156H6V157H5ZM23 156L26 157L24 154H23ZM37 156H40V155H37ZM44 156H45V155H44ZM117 156H118V155H117ZM131 156H132V155H131ZM231 156H232V155H230V157H231ZM242 156H243V153H242ZM242 156H241V158L244 157V156H243V157H242ZM0 157H1V156H0ZM7 157H8V159H7ZM14 157H18V158L21 157L22 160H21V159L18 160V158H17L16 160H14V159H13ZM27 157H26V158H27ZM33 157H32V158H33ZM64 157H63V158H64ZM91 157H92V156H91ZM236 157H237V156H236ZM26 158H24V160H25ZM32 158H31V159H32ZM78 158H80V156H78ZM88 158H89V157H88ZM122 158H123V157H122ZM0 159H1V158H0ZM28 159H27V160H28ZM37 159H38V157H37ZM55 159H56V158H55ZM84 159H85V158H84ZM243 159H244V158H243ZM58 160H59V161L61 160V163H62V160H63V159L59 158V159H57V160H53V162H50V163L55 164V162L58 161ZM66 160H67V159H66ZM68 160H69V159H68ZM68 160H67V161H68ZM120 160H121V157H120ZM144 160H145V159H142V161H144ZM147 160H148V159H147ZM0 161H2V160H0ZM3 161H4V160H3ZM21 161H22L23 163H21ZM28 161H30V159H29ZM33 161H36V162H37V160H34V158H33V160H31L30 163H32L35 167L33 166V167H31V168L34 169V168L37 167L36 169H39L38 167H40V165H39L40 163L35 165V162L33 163ZM67 161H65L66 165L69 164V161H68V163H67ZM86 161H87V160H86ZM145 161H146V160H145ZM247 161H248V160H247ZM5 162H3V164H4ZM12 162H11V161L9 162V163H10V166H11ZM43 162H44V161H43ZM84 162H85V161H84ZM84 162H83V163H84ZM126 162H127V161H126ZM217 162H218V161H217ZM217 162H216V163H217ZM229 162H231V160H230ZM235 162H236V161H235ZM7 163H8V162H7ZM15 163H16V162H15ZM15 163H14V164H15ZM26 163H28V162L26 161ZM30 163H29V164H30ZM71 163H72V162H71ZM92 163H93V162H92ZM132 163H133V162H132ZM177 163H178V162H177ZM212 163H213V162H212ZM231 163H232V162H231ZM248 163H249V162H248ZM248 163H247V164H248ZM14 164H12V165L14 166ZM57 164H58V165L55 164V167L58 166V167H57V170H58V168H59V169L62 168V169H61L62 171L65 169V168L63 169L62 165L59 164L58 162H57ZM73 164H75V163L73 162ZM88 164H89V163H88ZM147 164H148V162H147ZM229 164H230V163H229ZM47 165H48V164H47ZM59 165H60V167H59ZM206 165H207V164H206ZM248 165H249V164H248ZM2 166H3V165H2ZM25 166H26V165H24V167H25ZM41 166H43V164H42ZM75 166H77V165H75ZM91 166H92V165H91ZM134 166H135V165H134ZM134 166H133V164H132V167H134ZM141 166H142V165H141ZM147 166H148V165H147ZM214 166H215V165H214ZM11 167H12V166H11ZM44 167H45V166H44ZM44 167H42V169H43ZM79 167H80V166H79ZM207 167H208V166H207ZM244 167H246V162H245ZM244 167H243V169H244ZM2 168H3V167H2ZM253 168H254V167H253ZM21 169H20V170H21ZM36 169H35V171H34V170H33V171L36 172ZM46 169H47V168H46ZM52 169H53V168H52ZM67 169H68V168H66L65 170H67ZM78 169H79V168H78ZM133 169H134V168H133ZM206 169H207V168H206ZM208 169H209V167H208ZM0 170H1V167H0ZM18 170H17V171H18ZM22 170H23V169H22ZM80 170H83V169H81V167H80ZM87 170H89V169H87ZM131 170H132V169H131ZM131 170H130V172H131ZM134 170H135V169H134ZM134 170H133V171H134ZM209 170H210V169H209ZM209 170H208V171H209ZM250 170L253 171L254 169L251 168ZM250 170L248 169V171H250ZM3 171H5V170H3ZM3 171H2V172H3ZM23 171L27 172L28 170H27V171H26V170H23ZM37 171H38V170H37ZM39 171H40V172H43V171H45V169H44V170H39ZM85 171H86V170H85ZM193 171H194V170H193ZM208 171H207V172H208ZM244 171H246V168L244 169ZM251 171H250V173H251V175L253 176V174H255L256 171H255V172H251ZM6 172L8 173L9 170L6 171ZM20 172H22V171H20ZM34 172L31 173V170H30V173H31V174H34ZM57 172H58V171H57ZM59 172H60V170H59ZM64 172H67V171H64ZM124 172H126V171H124ZM199 172H200V171H199ZM204 172H205V171H204ZM4 173H5V172H4ZM10 173H11V172L8 173L9 176H8V175L6 176L7 178H6V177H5V179L2 178V181L4 180V183H5V182L7 183V179H8V178H9L10 180H12V181L14 180V178L12 179V178L10 177V176H12ZM36 173H37V172H36ZM36 173H35V174H36ZM46 173H47V172H46ZM62 173H63V172H62ZM90 173H91V172H90ZM197 173H198V172H197ZM232 173H233V172H232ZM245 173H246V172H245ZM35 174H34V175H35ZM53 174H54V173H53ZM82 174H83V171H82ZM127 174H128V173H127ZM200 174H203V173H200ZM206 174H207V173H206ZM206 174H205V175H206ZM210 174H211V173H210ZM233 174H235V173H233ZM0 175L5 176L4 174H1V173H0ZM45 175H46V174H45ZM83 175H84V174H83ZM125 175H126V173H125ZM251 175H250V176H251ZM52 176H53V175H52ZM56 176H57V175H56ZM89 176H90V175H89ZM91 176H92V175H91ZM229 176H231V175H228V174L226 173V168H223V169H219V170H217L215 178L217 179V181H222V180L226 181V182H227V186H228V185H229V183H228V178H229ZM250 176H249V177H250ZM252 176H251L250 178H252ZM60 177H61V175H60ZM84 177H85V176H84ZM108 177H109V176H108ZM211 177H212V176H211ZM80 178H81V177H80ZM82 178H83V177H82ZM88 178H89V177H88ZM130 178H131V177H130ZM137 178H138V177H137ZM245 178H247V177L245 176ZM50 179H51V178H50ZM85 179H86V178H85ZM191 179H193V178H191ZM210 179H211V178H210ZM229 179H230V178H229ZM247 179H248V178H247ZM0 180H1V176H0ZM5 180H6V181H5ZM75 180H76V179H75ZM90 180H91V179H90ZM193 180H194V179H193ZM199 180H201V182H202L203 179H199ZM199 180H198V181H199ZM230 180H231V179H230ZM248 180H250V179H248ZM2 181H1V182H2ZM48 181H49V180H48ZM63 181H64V180H63ZM65 181H66V180H65ZM81 181H82V180H81ZM115 181H117V179H116ZM194 181H195V180H194ZM203 181H204V180H203ZM206 181H207V179H206ZM214 181H215V180H214ZM239 181H240V180H239ZM239 181H237V182L239 183ZM9 182H10V181H9ZM50 182H51V180H50ZM74 182H75V181H74ZM113 182H114V181H113ZM117 182H120V180L117 181ZM201 182L198 183L197 186H199V185L201 184ZM210 182H211V181H210ZM210 182H207L208 184H207V183H205V184H207V185L209 186V185H210V184H209ZM246 182H247V181H246ZM246 182H245V183H246ZM123 183H124V182H123ZM123 183H122V185H123ZM215 183H216V182H215ZM248 183H249V182H248ZM248 183H247V185H248ZM1 184H3V183H1ZM10 184L12 185V182H11ZM37 184H38V183H37ZM84 184H85V183H84ZM91 184H92V183H91ZM128 184H129V183H128ZM203 184H204V182H203ZM211 184H212V183H211ZM3 185H5V184H3ZM8 185H9V184L7 183V185H5V187L8 186ZM25 185H26V184H25ZM25 185H24V186H25ZM51 185H53V184H51ZM55 185H56V184H55ZM71 185H73V184H71ZM76 185H78V184H76ZM93 185H95V184H93ZM110 185H111V183H110ZM119 185H121V184H119ZM201 185H202V184H201ZM231 185H232V184H231ZM258 185H259V184H258ZM0 186H1V185H0ZM9 186H10V185H9ZM9 186L6 187V189L10 188ZM45 186H46V185H45ZM64 186H65V185H64ZM66 186H67V185H66ZM78 186H79V185H78ZM80 186H81V185H80ZM87 186H88V185H87ZM89 186H90V185H89ZM205 186H206V185H204V188H205ZM218 186H219V185H218ZM248 186H250V185H248ZM1 187H3V186H1ZM12 187H13V186H12ZM12 187H11V188H12ZM51 187H52V186H51ZM76 187H77V186H76ZM81 187H82V186H81ZM83 187H84V186H83ZM90 187H91V186H90ZM90 187H89V188H90ZM108 187H109V186H108ZM108 187H107V189H108ZM200 187H201V186H200ZM206 187H207V186H206ZM214 187H215V186H214ZM236 187H238V186H236ZM242 187H243V186H242ZM242 187H241V188H242ZM3 188H4V187H3ZM3 188H2V189H3ZM28 188H29V187H28ZM66 188H67V187H66ZM86 188H87V187H86ZM118 188H120V186H119ZM211 188H212V187H211ZM216 188H217V186H216ZM250 188H251V186H250ZM2 189H1V190H2ZM18 189H19V188H17V191H18ZM79 189H80V188H79ZM83 189H84V188H83ZM159 189H160V188H159ZM218 189H219V188H218ZM229 189H230V187H229ZM238 189H239V188H238ZM1 190H0V191H1ZM10 190H11V189H10ZM63 190H64V188H63ZM113 190H114V189H113ZM116 190H118V189H116ZM116 190L113 191L115 194H116ZM160 190H161V189H160ZM196 190H197V189H196ZM196 190H195V191H196ZM205 190H206V189H205ZM213 190H214V188H213ZM219 190H220V189H219ZM227 190H228V189H227ZM251 190H252V188H251ZM254 190H255V189H254ZM259 190H260V189H259ZM263 190H264V189H263ZM4 191H5V192H6V191H9V189H8V190H4ZM4 191L2 190L1 193L3 194ZM38 191H39V190H38ZM64 191H65V190H64ZM77 191H78V190H77ZM80 191H81V192H80L79 194L83 193V192H82V189H81ZM89 191H90V189H89ZM107 191H108V190H107ZM157 191H158V190H157ZM222 191H223V190H222ZM222 191H218V192H217L216 194H214L213 196L211 195V194H213V191H212V193L210 194L209 199H210L211 203H209V204H211V205L214 204V205L211 206L212 208H219L220 206L225 205L226 200L224 199L223 196H224V194H227L228 191H225L226 193H225V192H222ZM5 192H4V195H6ZM14 192H16V191H14ZM14 192L12 193V191H11V197L8 198V199H9V200H8V205H9L8 208L5 206V204L0 203V206H1V207H3L2 205H4V209H3L4 214H3V213H0V264H87V263H88V260L91 259V258H93L94 254H95V253L93 252V251H94V245H95V244H94V243H95V242H94V239H95L97 236H99V234H98L97 236L94 237V235H95V234H93V233H94V232H93L94 230H93V231H91V230H89V229H87V230H83V229L81 228V231H78V230H76V228H72L71 226H70V227H71L72 229H71V228L68 229V230H70V231H66L67 229L65 228V232H64V229H63V230H60V229H61V228H60L59 231H63V232H58V233H56V231H57L58 229L55 230V228L53 229V228L51 227V228L53 229V230L51 229V230L53 231V232H52V231H50V230L47 228L48 225H45L44 221L41 220V219H43V218L45 217V215H44L43 218H40L41 216H39V215H41L42 213H41V214H40V213L38 214V212L36 211L37 209H36V210H33V209H35V208L38 207V206H37V203H34V202H33L35 199H33V201L31 202V204H30V203H27V206H28V207L30 206L29 208H27V210L29 209V210H28V214H27V215H25V214L22 215L23 212H22L21 210H18L17 207H18V205H19V207H21V206H20V205H21V202H20V204H19L18 202H19L23 197L20 198V197H21V196H20V197H19L20 200H19V199L17 198V196L15 197V195H14L15 193H14ZM41 192H42V191H41ZM69 192H70V191H69ZM78 192H79V191H78ZM84 192H85V191H84ZM87 192H88V190H87ZM91 192H92V191H91ZM103 192H104V191H103ZM145 192H147V191H145ZM145 192H143V193H145ZM198 192H199V190H198ZM238 192H239V190H238ZM256 192H257V191H255V193H253V196H254V197L256 196V194H258V192H257V193H256ZM1 193H0V195H1ZM70 193H71V192H70ZM70 193H69V194H70ZM199 193H200V192H199ZM214 193H215V192H214ZM228 193H229V192H228ZM16 194H17V193H16ZM19 194H21V193H19ZM23 194H24V193H23ZM93 194H94V193H93ZM93 194H92V195H93ZM109 194H110V197H111V198L115 197V196L112 197V196H111V193H109ZM115 194H114V195H115ZM200 194H201V193H200ZM262 194H263V193H262ZM17 195H18V194H17ZM67 195H68V194H67ZM70 195H71V194H70ZM70 195H69V196H70ZM104 195H105V194H104ZM135 195H137V194H135ZM245 195H246V194H245ZM258 195H259V194H258ZM18 196H19V195H18ZM77 196L79 197V195H77ZM77 196H74V198L77 197ZM82 196H84V193H83ZM82 196H81V198H82ZM192 196H193V195H192ZM197 196H198V195H197ZM238 196H241V198L244 199L245 202H246V201L248 202V201H251V200H253L254 202H256V198H257V197L254 198V197L252 196L251 200H250V199L247 200V198L245 199L242 195L237 194V197H238ZM47 197H48V195H47ZM67 197H68V196H67ZM72 197H73V196H72ZM85 197H86V196H84L83 199H84ZM92 197H93V196H90V198H92ZM135 197H136V196H135ZM247 197H248V196H247ZM56 198H57V197H56ZM81 198H80V200L77 199V198H75V200L77 199L78 201H82ZM103 198H105V196H104ZM131 198H132V197H131ZM131 198H130V199H131ZM214 198H215V199H218L219 202L216 203V200H214ZM238 198H240V197H238ZM241 198H240L239 200H241ZM48 199H49V197H48ZM52 199H53V198H52ZM63 199H64V198H63ZM65 199H66V198H65ZM69 199H70V198H69ZM86 199H87V197H86ZM136 199H137V198H136ZM209 199H208L207 201H209ZM219 199H220V200H219ZM27 200L29 201L30 199H24V200L22 199L21 201H24V202H25V201H27ZM72 200H73V199H72ZM193 200H194V199H193ZM258 200H259V199H258ZM262 200H263V199H262ZM83 201H84V200H83ZM213 201H215V202L213 203ZM230 201H231V200H230ZM242 201H243V200H242ZM242 201H241V203H244V205H246V206L249 205L248 203L245 204V202H242ZM0 202H1V201H0ZM46 202H47V201H46ZM62 202H63V201H62ZM68 202H69V201H68ZM71 202H73V201H71ZM91 202H92V201H91ZM131 202H132V201H131ZM160 202H161V201H160ZM201 202H202V201H201ZM259 202H260V201H259ZM259 202L257 201V203H259ZM77 203H78L77 201H76V203H74L75 206H76ZM161 203H162V202H161ZM241 203H240V204H241ZM25 204H26V203H25ZM41 204H42V203H41ZM41 204L39 203V206L41 207V209H43V208H42L43 206H41ZM55 204H56V203H55ZM131 204H132V203H131ZM134 204H135V203H134ZM252 204H256V203H252ZM259 204H260V203H259ZM261 204H262V203H261ZM263 204H264V202H263ZM263 204H262V205H263ZM70 205H71V203H70ZM79 205L81 206V203L78 204V207H79ZM90 205H91V204H90ZM24 206H25V205H24ZM36 206H37V207H36ZM51 206H52V204H51ZM53 206H54V205H53ZM64 206H65V205H64ZM73 206H74V205H72V207H71V206H70V207L73 209V211H75V212H73V214H74V213L76 214V211H77V210H74ZM84 206H85V205H84ZM106 206H107V204H106ZM109 206H110V205L108 204V207H109ZM253 206H254V205H253ZM258 206H259V205H258ZM1 207H0V209H2ZM5 207H6V211H5ZM32 207H33V208H32ZM60 207H61V206H60ZM108 207H107V208H108ZM173 207H174V206H173ZM200 207H201V206H200ZM206 207H207V206H206ZM248 207H251V206H248ZM261 207L264 208V205L261 206ZM47 208H48V207H47ZM66 208L68 209V206H67ZM71 208H70V211H71ZM81 208H82V206H81ZM88 208H90V207L88 206ZM113 208H114V207H113ZM188 208H189V206H188ZM201 208H202V207H201ZM240 208H241V206H240ZM25 209H26V207H25ZM25 209H24V211H25ZM59 209H60V208H59ZM84 209H85V208H84ZM101 209H103V207H102ZM203 209H204V208H203ZM205 209H206V208H205ZM207 209H208V207H207ZM16 210L19 211V214H20V211H21V212H22V213H21L22 216H21V215H17V213H15ZM27 210H26V211H27ZM61 210H64V209L61 208ZM68 210H69V209H68ZM105 210H106V209H105ZM112 210H113V209H112ZM112 210H111V211H112ZM119 210H120V209H119ZM189 210H190V209H189ZM216 210H217V209H216ZM247 210H248V208H247ZM249 210H250V213H251V212H252V209H249ZM260 210H261V212H262V209H260ZM26 211H25L24 213H26ZM30 211H31V212H30ZM32 211H34V212L36 211L35 213H37V214L35 215L34 212H32ZM40 211H41V210H40ZM47 211H48V209H47ZM47 211H46V212H47ZM49 211H51V210L49 209ZM106 211H108V210H106ZM242 211H243V210H242ZM245 211H246V210H245ZM256 211H257V210L254 208V210H253V212L251 213V215L249 214L251 217H252V214H253V217H256V218H253V217H252L253 219H252V218L249 219V221H250L249 223L252 222V223L250 224L251 226L255 223L256 220H258V221H260V222H261V220H262V222L264 221V217H263V219L260 218V217H262L263 215L260 216V217H259V216H256L257 213L259 214V212H256ZM5 212H6V213H5ZM66 212H67V210H66ZM68 212H69V211H68ZM108 212H109V211H108ZM187 212H188V211H187ZM194 212H195V211H194ZM255 212H256V213H255ZM30 213H31V214H30ZM49 213H50V212H49ZM60 213H61V211H60ZM243 213H244V212H243ZM52 214H54V213H52ZM73 214H72V216H73ZM101 214H102V213H101ZM177 214H178V213H177ZM184 214H185V213H184ZM188 214H189V212H188ZM190 214H191V213H190ZM194 214H195V213H194ZM238 214H239V213H238ZM254 214H255V216H254ZM263 214H264V212H263ZM32 215H35V218H37V219H34V217H33ZM61 215H62V217H63V214H61ZM64 215L66 216V214H64ZM68 215L71 216V212H70V214H68ZM68 215H67V216H68ZM76 215H77V214H76ZM105 215H106V213L104 214V216H105ZM247 215H248V214H247ZM36 216H38L40 219H39L38 217H36ZM49 216H50V215H49ZM100 216H101V215H100ZM104 216H103V217H104ZM120 216H121V215H120ZM185 216H187V215H185ZM188 216H193V215L191 214V215H188ZM221 216L223 217L224 215L221 214ZM237 216H238V215H237ZM111 217H112V215H111ZM121 217H122V216H121ZM170 217H171V216H170ZM257 217H258V219H257ZM48 218H49V217H48ZM64 218H68V217H64ZM70 218H71V217H70ZM101 218H102V217H101ZM178 218H179V217H178ZM230 218H232V217H230ZM238 218H239V217H238ZM246 218H247V217H246ZM62 219H63V218H62ZM68 219H69V218H68ZM68 219H66V220H68ZM138 219H139V218H138ZM166 219H167V218H166ZM189 219H191V217H190ZM189 219H188V220H189ZM192 219H195V218H192ZM192 219L189 220V221H192L191 223L195 225V224H196V221H195V220H192ZM223 219H224V218H223ZM228 219H229V218H228ZM228 219H227V220H228ZM234 219H237V218H234ZM234 219H233V220H234ZM255 219H256V220H255ZM260 219H261V220H260ZM44 220H45V219H44ZM111 220H112V219H111ZM174 220H176L175 223L178 224L179 226H177V225H174L173 227H172V226H165V229H166V231H165V233H166V234H165V237L169 239V240L166 241V246L169 247V248L174 247L175 249H178V246H179L178 243H180L179 240H178V239H179L178 236H180V233L177 232V229L180 227V228H179V230H180V229H181V226H182V228H183V226L187 227L189 221H186V217H185V218L180 217L179 219H176V218H175ZM177 220H179V223L177 222ZM199 220H200V219H199ZM204 220H205V219H204ZM207 220H208V219H206L204 222H206ZM224 220H225V219H224ZM227 220H225V221H227ZM253 220H254V221H253ZM68 221H69V220H68ZM94 221H95V220H94ZM165 221H166V220H165ZM185 221H186V222H185ZM225 221H223V222H225ZM236 221H237V220H236ZM246 221H247V220H246ZM65 222H66V221H65ZM95 222H96V221H95ZM97 222H98V221H97ZM111 222H112V221H111ZM111 222H110V223H111ZM166 222H167V221H166ZM187 222H188V223H187ZM208 222H209V221H207L206 223H208ZM227 222H229V221H227ZM234 222H235V220H234ZM234 222H233V223H234ZM62 223H64L63 220H62ZM62 223H61V224H62ZM134 223H135V221H134ZM191 223H190V224H191ZM233 223H231L232 226L234 225ZM257 223H259V222H256V224H257ZM65 224H67V225H65ZM65 224H64L65 227H69V226H68V225H69L68 222L65 223ZM137 224H138V223H137ZM163 224H165V223H162V225H163ZM173 224H174V223H173ZM192 224H191V225H192ZM220 224H222V221H221ZM246 224H247V222H246ZM49 225H50V224H49ZM126 225H127V224H126ZM129 225H130V224H129ZM159 225H160V224H159ZM198 225H199V224H198ZM227 225H228V224H227ZM227 225H226V226H227ZM250 225H249V226H250ZM50 226H51V225H50ZM57 226H58V225H57ZM62 226H63V225H62ZM100 226H101V225H100ZM226 226H225V227H226ZM247 226H248V225H247ZM89 227H90V226H89ZM98 227H99V226H98ZM177 227H178V228H177ZM197 227H198V226H197ZM197 227H196V228H197ZM204 227H205V226H204ZM228 227H229L228 230L232 228L230 225H228ZM257 227H258V226H257ZM126 228H127V227H126ZM159 228H161V227L159 226ZM192 228H194V226L191 227V229H192ZM196 228H195V230H196ZM205 228H206V227H205ZM245 228H246V226H245ZM252 228H253V226H252ZM255 228H256V227H254L253 229H255ZM77 229H79V228H77ZM99 229H100V227H99ZM175 229H176V230H175ZM207 229H208V228H207ZM209 229H210V228H209ZM219 229H220V228H219ZM224 229H225V228H224ZM100 230H101V229H100ZM102 230H103V229H102ZM181 230H185V229L183 228V229H181ZM181 230H180V232H181ZM238 230H239V229H238ZM242 230H243V229H242ZM250 230H251V229H250ZM258 230H259V229H258ZM54 231H55V232H54ZM193 231H194V230H193ZM200 231H201V230H200ZM217 231H218V230H217ZM243 231H244V230H243ZM252 231H253V230H252ZM259 231H260V230H259ZM150 232H151V231H150ZM189 232H191V231H189ZM196 232H197V230L195 231V233H196ZM208 232H209V231H208ZM218 232H219V231H218ZM218 232H217V233H214L213 235L211 234L212 232L210 233V234H211V238H213V237L215 238V236H216L215 234H217V237H216L217 239L215 238V239H216L215 241L219 240V239H218V235H219ZM230 232H231V230H230ZM237 232H238V233H236V235H238L239 232H241V230H240V231H237ZM137 233H138V232H137ZM147 233H149V232H147ZM195 233H194V234H195ZM200 233H201V232H200ZM228 233H229V232H228ZM231 233H233V231H232ZM234 233H235V232H234ZM255 233L258 234L257 230L255 231ZM263 233H264V232H263ZM157 234H158V233H157ZM196 234H197V233H196ZM201 234H204V233L202 232ZM252 234H253V233H252ZM260 234H262V232H261ZM145 235H146V234H145ZM182 235H183V234H182ZM214 235H215V236H214ZM231 235H232V234H231ZM233 235H234V234H233ZM233 235H232V236H233ZM236 235H235L234 237H236ZM254 235H255V237H254V239H252V240H258V239L256 238V234H254ZM254 235H253V236H254ZM262 235H263V234H262ZM102 236H103V235H100V237H102ZM203 236H204V235H203ZM203 236H202V237H203ZM205 236H206V234H205ZM212 236H213V237H212ZM223 236L225 237V234H224ZM226 236H228V234H227V230H226ZM229 236H230V234H229ZM229 236H228V237H229ZM253 236H252V237H253ZM258 236H260V235H258ZM185 237H186V236H185ZM230 237H231V236H230ZM246 237H247V236H246ZM205 238H206V237H205ZM221 238H222V237H221ZM236 238H237V237H236ZM248 238H249V237H248ZM250 238H251V237H250ZM255 238H256V239H255ZM98 239H99V238H98ZM101 239H102V238H101ZM200 239H201V238H200ZM200 239H199V240H200ZM209 239H210V237H209ZM226 239H227V238H226ZM231 239H232V238H231ZM259 239H260V238H259ZM261 239H262V238H261ZM205 240H207V239H205ZM222 240H223V239H222ZM96 241H97V239H96ZM102 241H103V240H102ZM181 241H182V240H181ZM185 241H186V240H185ZM185 241H184V242H185ZM192 241H193V240H192ZM212 241H214V240H212ZM215 241H214V242H215ZM245 241H246V240H245ZM245 241H244V242H245ZM197 242H199V241L197 240ZM200 242H201V241H200ZM200 242H199V243H200ZM206 242H207V241H206ZM253 242L256 243L257 241H253ZM253 242H250V243L253 244ZM185 243H188V241H186ZM192 243H193V242H192ZM204 243H205V242H204ZM207 243H209V242H207ZM236 243H237V241H236ZM245 243H246V242H245ZM250 243H249V244H250ZM257 243H258V242H257ZM260 243H261V242H260ZM105 244H106V243H105ZM115 244H116V243H115ZM119 244H120V243H119ZM202 244H203V242H202ZM209 244H210V243H209ZM209 244H208V245H209ZM217 244L220 245L221 243H220V242H217ZM242 244H243V243H242ZM249 244H247V246H248ZM99 245H100V244H99ZM103 245H104V243H103ZM181 245H182V244H181ZM193 245H194V243H193ZM196 245H197V244H196ZM199 245H200V244H199ZM210 245H213V243H211ZM214 245H215V244H214ZM221 245L224 246L223 243H222ZM221 245H220V246H221ZM243 245H246V244H243ZM259 245H260V244H259ZM104 246L106 247L107 244L104 245ZM153 246H154V245H153ZM186 246H187V244H186ZM189 246H190V245H189ZM197 246H198V245H197ZM200 246H201V245H200ZM220 246H216V247H220ZM235 246H236V245H235ZM237 246H239V242H238V245H237ZM240 246H241V245H240ZM240 246H239V247H240ZM257 246H258V244H257ZM100 247H101V246H100ZM102 247H103V246H102ZM184 247H185V244H184ZM192 247H193V246H192ZM210 247H211V246H210ZM210 247L208 248V246H206V247L203 246L202 249H203V251H205L204 248H207V249H209V250H212V249H210ZM216 247H215V248H216ZM225 247H226V246H225ZM98 248H99V247H97V250H98ZM185 248H186V247H185ZM193 248H194V247H193ZM99 249H100V248H99ZM186 249H188V248H186ZM197 249L200 251L199 247H198ZM207 249H206V252H207V254H208ZM217 249H218V248H216V250H217ZM219 249H220L221 251L223 250V249H221V248H219ZM246 249H247V248H246ZM262 249H263V248H262ZM102 250H103V249H102ZM106 250L108 251L109 248H108V249H105L104 253L102 252L103 255L106 254V253H105ZM155 250H156V249H155ZM193 250H194V249H193ZM216 250H215V251H216ZM220 250H219V251H220ZM234 250H236V249H234ZM238 250H239V249H238ZM247 250H248V249H247ZM110 251H112V250H110ZM195 251H196V250H195ZM195 251L193 252L194 254H195ZM203 251H202V252L200 251V252L203 253ZM261 251H262V250H261ZM92 252L94 253L93 256H92ZM132 252H133V251H132ZM206 252H205V254H206ZM217 252H218V251H217ZM217 252H216V253H217ZM222 252H224V251H222ZM222 252H221V253H222ZM238 252H239V251H238ZM238 252H237V253H238ZM100 253H101V252H100ZM141 253H142V251H141ZM188 253H189V252H188ZM213 253L215 254V252H213ZM233 253H235V252H233ZM262 253H263V252H260L259 254L262 255ZM90 254H91V255H90ZM111 254H112V253H111ZM205 254H204V255H205ZM210 254H211V253H210ZM214 254H213V255H214ZM219 254H220V252H219ZM223 254H224V253H223ZM235 254H236V253H235ZM235 254H234V255H235ZM89 255H90V256H89ZM96 255H97V254H96ZM96 255H95V256H96ZM99 255H100V254H99ZM132 255H133V254H132ZM181 255H182V254H181ZM200 255H201V254H200ZM202 255H203V254H202ZM256 255H258V253H257ZM88 256H89V258H88ZM91 256H92V257H91ZM101 256H102V255H101ZM112 256H113V255H112ZM112 256H109V257L112 258ZM208 256H209V254H208ZM211 256H212V254H211ZM211 256H210V257H211ZM214 256H217V254L214 255ZM219 256L221 257V255H219ZM236 256H237V255H236ZM242 256H243V255H242ZM250 256H251V255H250ZM258 256H259V255H258ZM258 256H257V259H258ZM109 257H107V258H109ZM159 257H160V255H159ZM193 257H194V256H193ZM203 257H204V256H203ZM206 257H207V256H206ZM206 257H205V258H206ZM217 257H218V256H217ZM222 257H223V256H222ZM239 257L241 258V256H239ZM245 257H246V256H245ZM253 257H255V256L253 255L251 258H252V259H255V258H256V257H255V258H253ZM261 257L264 259L263 256H261ZM97 258H99V257L97 256ZM143 258H144V257H143ZM196 258H197V257H196ZM215 258H216V257H215ZM224 258H225V257H224ZM224 258H223L222 260H224ZM236 258H237L236 261H238V263H239L240 260L243 259V258L240 259V258H238V257H236ZM95 259H96V258H95ZM180 259H181V260H180L181 264H186L185 261H184L182 258H180ZM200 259H202V258H200ZM200 259H199V260H200ZM217 259H218V258H217ZM244 259H245V258H244ZM98 260H99V259H98ZM98 260H97V263L99 264ZM118 260H119V259H118ZM142 260H143V259H142ZM193 260H194V259H193ZM195 260H196V259H195ZM197 260H198V258H197ZM205 260H206V259H205ZM247 260H250V258L247 259ZM259 260H260V258H259ZM89 261H90V260H89ZM93 261H94L93 264H96V263H95V260H93ZM112 261H114V260H112ZM112 261H111V262H108V263H112ZM157 261H159V259H158ZM224 261H225V260H224ZM224 261H223L222 263H224ZM245 261H246V260H245ZM262 261H263V260H262ZM262 261H260V262H262ZM121 262H122V261H121ZM220 262H221V261H220ZM105 263H106V262H105ZM117 263H118V262H117ZM154 263H155V262H154ZM238 263H236V264H238ZM248 263H249V261L246 262V264H248ZM258 263H259V262H258ZM91 264H92V263H91ZM106 264H107V263H106ZM126 264H127V263H126ZM147 264H148V263H147ZM156 264H157V263H156ZM162 264H163V263H162ZM165 264H168V263H167V260H166ZM195 264H196V263H195ZM201 264H203V263L201 262ZM239 264H241V262H240ZM249 264H250V263H249ZM260 264H262V263H260Z\"/></svg>",
  "mask_w": 264,
  "mask_h": 264
}]
</instances>
